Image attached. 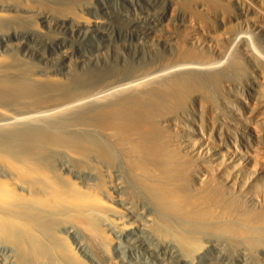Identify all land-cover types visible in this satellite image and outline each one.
<instances>
[{"label": "rangeland", "instance_id": "1", "mask_svg": "<svg viewBox=\"0 0 264 264\" xmlns=\"http://www.w3.org/2000/svg\"><path fill=\"white\" fill-rule=\"evenodd\" d=\"M5 1V2H4ZM13 1V2H12ZM18 1V2H17ZM104 1V2H103ZM135 1V3H134ZM183 1V2H182ZM191 1V2H190ZM197 1V3H196ZM208 1V2H206ZM7 2V3H6ZM11 4H10V3ZM121 2V3H120ZM133 2V4H132ZM142 2V4H141ZM177 2V4L175 3ZM185 2V4H184ZM203 2V3H202ZM0 125L4 124V122H14V121H22L23 118H26L27 120L31 119L33 117H36L37 116H40V115H43L42 112L44 114H50L49 112H52V113H62V119L64 121H62L61 119V123H59L56 127H54L51 131V132H45L44 130H39V131H36V132H32L30 128H27V129H23L22 132L20 133H17L15 130H0V150L3 152V154L5 153L4 152V149L5 151L7 152V154H12V157L16 158L17 160L21 161V159L23 160L24 158L25 159H31L33 161H31L32 163L34 162V164L38 165V166H43L45 168H48L49 166L48 165H51L50 168H48V170L50 172H52V174L54 175V177H56L59 173V178L56 179V180H60L59 183L62 184L63 186L65 185V187L67 188H70V180L74 182H78L79 183V186L81 187L82 190L86 191L87 188L88 190L87 191H90V190H95L98 189V191L100 190V192H103L105 190H103V188H106L107 185V188L109 189L111 186H114V185H120L122 186L120 190V193L119 194V199H121L126 205L130 206L132 210H134L136 213H138L139 211L141 212V214L144 215V212H145V216H147L148 218L152 219L155 223L154 226H152V231L153 232H157L158 230V227L159 228V231L157 233H154V235H151L152 237H150V235L147 237L148 241L149 242H152L158 247H156L153 243H151L152 247L155 246L156 249L159 250H162L161 253H159L157 250H154L157 251L159 254H160V257L165 260V261H168V256L165 255V251L164 249L160 246V241L163 239V237H167L168 238V234L166 233H169V235L171 234V236L173 235L175 238H177V236H181V238H178L180 241L182 239L183 243L186 241L188 243H200V244H204L205 242L207 244H210L209 242H212L213 244V248L211 249V251L207 254L208 256H206V260L202 263V264H244L245 261L244 259L242 261H239L238 260V256L239 254L237 253H240L241 251V248H243V244L242 241L243 238L244 240H248L247 244L249 243L251 246L248 247V245L246 244V246L248 247V249L250 248V252L249 254H251V259L250 260V255H249V258L246 257L245 260H249L247 261L248 263L246 264H251L250 261L254 262L255 264H260L259 262H261V264H264V256L259 254V251L260 249L264 248V228H263V222H262V219L264 220V217H262V215L259 217V216H248V214H244V212H242V208L237 205L235 202L232 203V205H228V204H225V201H224V198L222 196V180H220L219 178L216 179V184L214 188L211 190H209L208 192H203V191H197L194 189L193 185L191 183H189L187 181V179L185 178L184 176V171H189V172H194L196 170V163H198L194 158H189L188 156L185 155V153H182L181 155V152H184L182 149L179 148V146H175L174 143H176L177 141L181 140V139H184V138H192L193 141L196 140L195 136H188L187 133H185V131L187 132L188 130H192L194 129L195 131H199L200 129H202V132H204L203 134H207V137L211 136V140H213L215 138V136H212L211 132L212 129H210L212 127V121L215 119V121L213 123H215L216 125V129H219L220 128V124L218 123V116H220V114H218V112H220V92H221V85H222V81L220 79V77L218 78H215L214 81H209L208 79H206V77H203V76H199V75H189L188 76V79L187 77H184L182 78V80L176 83H174L173 85H165V84H161L160 85V89H156V90H148L145 94L147 95V98L143 99V100H136L138 98H131V99H128V102H126V100H119V105H116L117 107H113L112 108V111H107V110H103L102 109V112H101V108H95V106H93L91 103L89 104L90 101H92V99H95L94 97L96 96V98L98 96H101V95H105V89H108V90H111L110 92L113 91H117L119 89H121L120 86H124L125 84L127 86L128 83L132 82L135 84L138 83L137 80L140 82H142V80H145L147 81L148 79H151V78H154L155 74L156 75H159L158 73H163L165 72L166 70H171L172 68H175V67H178V66H181V64H209L211 61H212V58H211V52L209 51V48H208V45L210 43V38H214L213 40L216 41L215 44L219 47V48H222V41H221V37L222 35H224L225 33V30H224V27L221 25V22H220V19L222 17V12H223V4H222V1L221 0H0ZM5 3L7 5H5ZM106 3V4H105ZM180 3V4H179ZM188 3V4H187ZM206 3V4H205ZM15 4V5H14ZM18 4V6H17ZM22 6H21V5ZM143 6H141V5ZM175 4V5H173ZM182 4V5H181ZM191 4V5H190ZM10 5V6H9ZM14 5V6H13ZM29 8H27L26 7ZM137 5V7H136ZM187 5V6H186ZM215 7H214V6ZM217 5V6H216ZM222 5V6H220ZM13 6V8H12ZM33 8H31V7ZM124 6V7H123ZM173 6H174V10H173ZM185 8H184V7ZM193 6V7H192ZM220 6V7H219ZM5 7V8H3ZM16 7V8H14ZM19 7V9H17ZM25 7V8H24ZM130 7V8H129ZM135 7V8H134ZM150 7V8H148ZM204 7V8H203ZM207 7H208V11H207ZM3 8V9H2ZM23 8V9H22ZM27 8V9H26ZM129 8V9H128ZM137 8V9H136ZM215 8V10H214ZM10 9V10H9ZM144 9V10H143ZM148 9V10H147ZM151 9V10H150ZM194 9V10H193ZM219 9V11H218ZM150 10V11H149ZM168 10V12H167ZM212 10V11H211ZM90 11V12H89ZM166 11V12H165ZM173 11V12H172ZM175 11V12H174ZM211 11V13H210ZM9 12V13H8ZM140 12V13H138ZM150 12V13H149ZM199 12V13H198ZM216 12V13H215ZM221 12V13H220ZM7 13V14H6ZM91 13V14H90ZM95 13V14H93ZM172 13H175V14H172ZM6 14V15H5ZM49 14V15H48ZM83 14V15H82ZM143 14V16H142ZM11 15V16H9ZM85 15V16H84ZM97 15V16H96ZM210 15V16H209ZM216 17H215V16ZM36 16V17H35ZM41 16V17H40ZM87 16V17H86ZM112 16V17H111ZM141 19H140V17ZM209 16V17H208ZM49 17V18H48ZM81 17V18H80ZM99 17V18H98ZM102 17V18H101ZM206 17V18H204ZM208 17V18H207ZM212 17V18H211ZM91 18V19H90ZM93 18V19H92ZM135 18L138 19V21H135ZM149 18V19H148ZM85 19V21L83 20ZM95 20H98V23L101 24V28L99 29V31H89V30H83L82 29V26L84 25V23L86 22L87 23H90V21H92L91 23H97V21L95 22ZM102 19V21H100ZM115 19V20H114ZM207 19V20H206ZM2 20V21H1ZM80 20V21H79ZM50 21V22H48ZM54 21V23H53ZM59 21V22H58ZM89 21V22H88ZM179 21V22H178ZM183 21V22H181ZM207 21V22H206ZM215 21V22H214ZM2 22V23H1ZM38 22V23H37ZM40 22V24H39ZM71 22V23H70ZM174 22H175V25H174ZM50 23V25H49ZM58 23V24H57ZM63 23V24H62ZM66 23V24H65ZM111 23V24H110ZM194 23V24H193ZM202 23V24H201ZM61 24V25H59ZM75 24V25H74ZM153 24V25H151ZM213 24V25H212ZM215 24V25H214ZM143 25V26H142ZM195 25V26H193ZM79 26V27H78ZM129 26V27H128ZM176 26V27H175ZM205 26V27H204ZM216 26V27H215ZM219 26V27H218ZM222 26V27H221ZM41 27V28H40ZM74 27V30L72 29ZM168 27V28H167ZM205 28L204 30L207 31V34L206 32L203 30V28ZM208 29H207V28ZM76 28V29H75ZM104 28V30H103ZM112 28V29H111ZM148 28V29H147ZM156 28V29H155ZM216 28V29H215ZM235 27H233V32L237 31L236 28L234 29ZM164 29V30H163ZM112 30V31H111ZM116 30V31H115ZM128 30V31H127ZM17 33H16V32ZM41 31V32H40ZM44 31V33L42 32ZM74 31V32H73ZM115 31V32H114ZM151 31V32H150ZM163 31V33H162ZM203 33H202V32ZM210 31V32H209ZM214 31V32H213ZM221 33H220V32ZM223 31V32H222ZM35 32V33H34ZM132 32V33H131ZM139 32V33H138ZM146 32V33H145ZM198 32V33H197ZM212 32V34H210ZM32 33V34H31ZM136 33V34H135ZM152 33V34H151ZM216 35H215V34ZM219 35H218V34ZM19 34V35H18ZM62 34V35H61ZM125 34V35H124ZM199 34H201L199 36ZM4 35V36H3ZM9 35V37H8ZM18 35V36H16ZM31 35V36H30ZM196 35V36H195ZM73 36V37H72ZM75 36V37H74ZM96 36V37H95ZM150 36V37H149ZM156 36V37H155ZM166 36V37H165ZM4 37V38H3ZM18 37V38H17ZM32 37V38H31ZM104 37V38H103ZM155 37V38H154ZM217 37V38H216ZM7 39V40H4V39ZM139 38V39H138ZM160 40H159V39ZM18 39V40H17ZM38 39V40H37ZM57 39V40H56ZM143 41H142V40ZM149 39V40H148ZM153 42H152V40ZM219 41H218V40ZM16 42H15V41ZM24 40V41H23ZM51 40V41H49ZM66 40V42L64 41ZM165 40V41H164ZM12 41V42H10ZM148 41V42H147ZM150 41V42H149ZM161 41V42H160ZM9 45H8V43ZM171 42V43H170ZM19 43V44H18ZM31 43V44H30ZM55 43V44H54ZM152 46H151V44ZM155 44V47H154V44ZM181 43V44H180ZM186 43V44H184ZM195 43V44H194ZM173 44V45H172ZM202 44V45H201ZM3 45V46H2ZM54 45V46H53ZM61 45V46H60ZM186 47H184V46ZM10 46V47H9ZM16 46V47H15ZM184 49H183V47ZM150 47V48H149ZM162 47V48H161ZM167 47V48H166ZM195 47V48H194ZM16 48V49H15ZM181 50H180V49ZM192 48V49H191ZM202 48V49H201ZM47 49V51H46ZM111 49V50H110ZM186 49V50H185ZM188 49V50H187ZM198 49V50H197ZM62 50V51H61ZM28 51V52H27ZM110 51V52H109ZM135 51V52H134ZM175 53H174V52ZM181 51V52H180ZM66 52V53H64ZM185 52V53H184ZM203 52V53H202ZM45 55H44V54ZM131 53V54H130ZM181 55H180V54ZM184 53V54H183ZM111 54V55H110ZM125 54V55H124ZM48 55V56H46ZM74 55V56H73ZM180 57H179V56ZM189 55V56H188ZM204 55V56H202ZM53 56V57H52ZM70 56V57H69ZM108 56V58H107ZM192 56V57H191ZM196 56V57H195ZM4 59H3V58ZM72 57V58H71ZM74 57V59H73ZM77 57V58H76ZM100 57V58H99ZM176 57V58H175ZM183 57V58H182ZM207 59H205V58ZM213 57V55H212ZM99 58V59H98ZM195 58V59H194ZM210 58V59H209ZM117 59V60H116ZM127 59V60H126ZM188 59V60H187ZM199 59V60H198ZM5 60V61H4ZM71 60V61H70ZM182 60V62H181ZM202 60V61H201ZM206 60H207V63H206ZM47 61V62H46ZM55 61V62H54ZM184 61V63H183ZM173 62V63H172ZM178 62V63H177ZM181 62V64H180ZM193 62V63H192ZM201 62V63H200ZM204 62V63H203ZM2 63V65H1ZM101 63V64H100ZM171 63V64H170ZM71 64V65H70ZM162 64V65H161ZM177 65V66H176ZM2 66V67H1ZM9 66V67H8ZM14 66V67H13ZM169 66V67H168ZM175 66V67H174ZM157 67V68H156ZM171 67V68H170ZM160 68V69H159ZM164 68V69H163ZM166 68V69H165ZM169 68V69H168ZM20 69V70H19ZM9 70V71H8ZM3 71V72H2ZM19 71V72H18ZM21 71V72H20ZM24 71V72H23ZM160 71V72H159ZM8 72V73H6ZM16 72V73H15ZM28 72V74H27ZM158 72V73H157ZM167 72V71H166ZM4 73H5V77L4 76ZM19 73V74H18ZM22 73V74H21ZM146 73V74H145ZM152 77H151V75ZM154 75V76H153ZM148 76V77H146ZM51 77V78H50ZM143 77V78H142ZM146 77V78H144ZM151 77V78H150ZM192 77V78H191ZM13 78V79H12ZM131 78V79H130ZM148 78V79H147ZM39 79V80H38ZM44 79V80H43ZM62 79V80H61ZM126 79V80H125ZM129 79V80H128ZM135 79V80H134ZM142 79V80H141ZM5 82H4V81ZM51 80V82H50ZM125 80V81H124ZM131 80V81H130ZM133 80V81H132ZM141 80V81H140ZM187 80V82H185ZM192 80V81H191ZM195 80V81H194ZM204 80V82H203ZM206 80V81H205ZM220 80V82H219ZM4 84H2L3 82ZM9 83H8V82ZM23 81V82H21ZM62 81V82H61ZM125 83H124V82ZM127 81V82H126ZM19 82V83H18ZM25 82V83H24ZM28 82V83H27ZM185 82V83H183ZM202 82V84H201ZM6 83L8 84L6 86ZM22 85H21V84ZM30 83V84H29ZM132 83H130L131 85H133ZM194 83V84H193ZM221 83V84H220ZM11 84V85H10ZM115 84V85H114ZM213 84V85H212ZM220 84V86H219ZM16 86V87H11V86ZM20 85V86H19ZM32 85V86H31ZM57 85V86H56ZM113 85V86H112ZM177 85V86H175ZM192 85V86H191ZM218 87H217V86ZM18 86V87H17ZM22 86V87H21ZM27 86H28V89L32 90H28L27 89ZM111 86V88L109 89V87ZM115 86V87H114ZM126 86V87H127ZM163 86V87H161ZM174 86V87H173ZM202 86V87H201ZM10 87V88H9ZM20 87V88H19ZM25 87V88H24ZM33 87V88H32ZM58 87V88H57ZM64 87V88H63ZM116 87L117 90H116ZM120 87V88H119ZM172 87V88H171ZM179 87V88H178ZM184 87V88H183ZM214 89H213V88ZM7 88V89H6ZM16 88V89H15ZM169 88V89H167ZM183 88V90H182ZM195 88V89H194ZM200 91V89H202ZM213 90H212V89ZM16 91H14V90ZM21 89V90H20ZM174 89V90H173ZM181 89V90H180ZM208 91H206V90ZM218 89V90H217ZM7 90H10V91H7ZM13 90V91H12ZM34 90V92H33ZM95 90V91H93ZM105 90V91H104ZM107 90V93H110L109 91ZM185 90V92H184ZM216 92H215V91ZM20 91V92H19ZM23 91V92H22ZM59 91V92H58ZM171 91V92H170ZM175 91V93H174ZM182 91V92H181ZM187 91V92H186ZM194 91V92H192ZM204 93H203V92ZM218 91V92H217ZM12 92V94H11ZM55 92V93H54ZM91 92V93H90ZM100 92V93H99ZM167 94H165V93ZM169 92H170V96H169ZM31 93V94H30ZM37 93V96H35ZM41 93V94H40ZM97 93V94H95ZM102 93V94H101ZM178 93V94H177ZM180 93V94H179ZM208 93V94H206ZM35 94V95H34ZM95 94V95H94ZM162 94H164L162 96ZM182 94V95H181ZM190 94V95H189ZM194 94V95H193ZM198 94V95H197ZM2 95V96H1ZM18 95V96H17ZM24 95V97H23ZM41 95V96H40ZM53 95H54V98H53ZM58 95V98L59 100H56L55 98L57 97ZM185 95V96H184ZM203 95V97L201 96ZM205 95V96H204ZM210 97H209V96ZM214 95V96H213ZM10 96V97H8ZM20 96V97H19ZM79 96V97H78ZM89 96L90 98L92 99H89ZM187 96V97H186ZM199 96V97H198ZM216 96H217V99H216ZM25 97H26V100H25ZM32 97V98H31ZM35 97V98H34ZM49 97V98H48ZM78 97V98H76ZM153 97V98H152ZM155 97V98H154ZM201 97V98H200ZM208 97V98H207ZM219 97V98H218ZM12 98V100H10ZM23 98V99H22ZM41 101H40V99ZM49 100H48V99ZM65 98V99H64ZM85 98V99H84ZM159 98V99H158ZM169 98V99H167ZM175 98V99H174ZM179 98V99H178ZM197 98V101L196 99ZM7 99L9 101H7ZM16 99V100H15ZM85 101H83V100ZM86 99H89V100H86ZM149 99V100H148ZM154 99V100H153ZM163 99V100H162ZM174 99V100H173ZM177 99V100H176ZM188 99V100H187ZM210 102H208L209 100ZM212 99V100H211ZM215 99V100H214ZM4 100V101H3ZM6 100V101H5ZM166 100V101H165ZM183 100V101H182ZM193 100V101H191ZM203 100V102L201 101ZM12 101V104L10 103ZM37 101V102H36ZM63 101V102H62ZM75 101V102H74ZM83 101V102H82ZM125 101V102H124ZM132 101V102H131ZM137 101V102H136ZM145 101V102H144ZM180 101V102H179ZM182 101V102H181ZM186 101V102H185ZM212 101V102H211ZM219 101V102H218ZM47 102V103H46ZM61 102V103H60ZM67 102V103H66ZM70 102L71 103H74L72 104V106L70 104H68ZM76 102H78L76 104ZM122 102V103H121ZM124 102V103H123ZM131 102V103H130ZM148 102V103H147ZM156 102V103H155ZM172 102V103H171ZM207 102V103H205ZM35 103V104H34ZM81 104V103H87L89 105L88 106H85L83 109H79V110H75L73 111L75 108L76 105L78 104ZM140 103V104H139ZM142 103V104H141ZM165 103V104H164ZM174 103V104H173ZM182 103V104H180ZM188 103V104H187ZM195 103V104H194ZM200 103H201V106H200ZM203 103V105H202ZM8 104V106H7ZM16 104V105H15ZM28 104V105H27ZM46 104V105H45ZM50 106H49V105ZM57 104V105H56ZM58 104H60L58 106ZM70 105V107L67 105ZM76 104V105H75ZM129 104V105H128ZM132 104V105H131ZM153 104V105H152ZM158 104V105H157ZM169 104V105H168ZM176 104V105H175ZM184 104V105H183ZM186 104V105H185ZM194 106H192V105ZM206 104H208V106H205ZM210 104V105H209ZM215 104V106H214ZM5 105V106H4ZM14 107H19V108H13L12 106ZM62 105V106H61ZM75 105V106H74ZM92 105V106H91ZM139 105V106H138ZM178 105V106H177ZM183 105V107H182ZM4 106V107H3ZM22 106V107H21ZM64 106H66L64 108ZM146 106V107H145ZM169 106V107H168ZM211 106V107H210ZM213 106V107H212ZM59 107V108H58ZM62 107V109H61ZM72 107V108H71ZM126 107V108H125ZM145 107V108H144ZM150 107V108H149ZM162 107V108H161ZM166 107V108H165ZM171 107V108H170ZM177 107V108H175ZM202 107V108H201ZM216 107V108H215ZM32 108V109H31ZM35 108V109H34ZM71 108V109H70ZM116 110H115V109ZM152 108V109H151ZM157 108V109H156ZM184 108V109H183ZM191 108V109H189ZM204 108V109H203ZM31 109V110H30ZM40 109V110H39ZM49 109V110H48ZM52 109V111H51ZM59 111H57V110ZM66 109V110H65ZM70 109V111L68 112V110ZM89 109V110H88ZM93 109V111H92ZM119 109V110H118ZM145 109V110H144ZM156 109V110H155ZM162 111H161V110ZM170 109V110H169ZM187 109V110H186ZM203 109V110H202ZM219 109V111L217 110ZM19 110V111H18ZM34 110V111H33ZM41 113H39L38 111ZM68 112V114L65 112ZM121 110V111H120ZM176 110V111H175ZM202 110V111H201ZM205 110V111H204ZM209 110V111H208ZM214 110V112H213ZM8 111V112H7ZM22 111V112H21ZM37 111V112H36ZM45 111V112H44ZM63 111V112H62ZM72 111V112H71ZM82 111V112H81ZM98 111V112H97ZM118 111H120L119 113L121 115L118 114ZM125 111V112H124ZM174 111V112H173ZM181 111V112H180ZM197 111V112H196ZM204 111V112H203ZM211 111V112H210ZM218 111V112H217ZM5 112V113H4ZM26 112V114H25ZM105 112V113H104ZM113 112V113H112ZM117 112V113H116ZM122 112V113H121ZM190 112V113H189ZM199 112V113H198ZM205 112L208 114H205ZM213 112V113H212ZM36 115H35V114ZM51 113V114H52ZM72 113V114H71ZM97 113V114H96ZM102 113V114H101ZM148 113V114H146ZM165 113V114H163ZM198 113V114H197ZM203 113V115H202ZM215 113V114H214ZM25 114V115H24ZM29 114V115H28ZM39 114V115H38ZM67 114V115H66ZM70 114V116H69ZM92 114V115H91ZM108 114V115H107ZM152 114V115H151ZM169 114V116H167ZM178 114V115H177ZM184 114V115H183ZM190 114V115H189ZM202 118H200V116ZM214 114V115H213ZM19 115V117H18ZM22 115H23V118H22ZM64 115V117H63ZM76 115V116H75ZM80 115V116H79ZM95 115V116H94ZM101 115V117L99 116ZM107 115V116H106ZM111 115V116H110ZM117 117H115V116ZM151 115V116H150ZM156 115V116H155ZM158 115V116H157ZM173 115V116H172ZM181 115V116H180ZM188 117H187V116ZM14 116V117H12ZM17 116V118H16ZM29 116V117H28ZM67 116V117H65ZM84 116V118H83ZM120 116V117H119ZM122 116V117H121ZM138 116V118H137ZM140 116V117H139ZM148 116V117H147ZM193 116H195L196 118H194ZM205 116H206V120H205ZM215 116V117H214ZM28 117V118H27ZM74 117V119H73ZM89 117V119H88ZM95 117V118H94ZM119 117V118H118ZM135 117V118H134ZM153 117V118H151ZM158 117V118H157ZM182 117V118H181ZM16 118V120H15ZM22 118V120H20ZM72 118V119H71ZM92 118V119H91ZM99 118V119H97ZM103 118V119H102ZM105 118V119H104ZM107 118V119H106ZM160 118V119H159ZM178 118V119H177ZM191 118V119H190ZM204 118V119H203ZM212 120H211V119ZM11 119V120H10ZM14 119V121H13ZM26 119H24L23 121H26ZM71 119V120H69ZM110 119V120H108ZM116 119V120H114ZM123 119V120H122ZM134 119V120H133ZM137 119V120H136ZM142 119H144V121H142ZM157 119V120H156ZM162 119V120H161ZM174 119V120H173ZM180 119V120H179ZM198 121H197V120ZM201 119H202V123H201ZM3 120V121H2ZM67 120V121H66ZM68 120L70 122H68ZM74 120V121H73ZM86 120V121H85ZM95 120V121H94ZM104 120V121H103ZM108 120V121H107ZM136 120V122H135ZM149 120V121H148ZM159 120V121H158ZM168 120V121H166ZM177 120H178V123H177ZM98 121V122H97ZM110 121V122H109ZM115 121V122H114ZM121 121V122H120ZM129 123H128V122ZM157 121V122H156ZM161 121V122H160ZM175 121V123H174ZM186 121V122H184ZM204 121V122H203ZM6 122V123H7ZM64 122V125H62ZM78 122V123H77ZM87 122V125L85 123ZM94 122V123H92ZM124 122V123H123ZM168 122V123H167ZM196 123L197 124V127H194L193 123ZM198 122L200 124H198ZM217 122V123H216ZM68 125H67V124ZM84 123V124H82ZM98 123V125H97ZM107 123V124H106ZM109 123V124H108ZM121 123V124H120ZM126 123V124H125ZM143 123V124H141ZM155 123V124H154ZM163 123V124H162ZM168 125H167V124ZM184 125H183V124ZM189 125H188V124ZM209 123V124H208ZM73 124V125H72ZM77 124V125H76ZM81 124V126H80ZM117 124V125H116ZM125 124V125H124ZM133 124V125H131ZM140 127H139V125ZM148 124V126H147ZM159 124V125H157ZM165 124V126H164ZM205 124V125H204ZM218 124V125H217ZM67 125V126H66ZM91 125V126H90ZM110 125V126H109ZM113 125V126H112ZM116 125V127H115ZM123 127H122V126ZM146 125V126H145ZM161 125V126H160ZM171 125V126H170ZM207 125V126H206ZM60 128H59V127ZM65 126V127H64ZM76 126V127H74ZM88 126V127H87ZM94 126V127H93ZM97 126V127H96ZM100 126V127H99ZM102 126L104 128H102ZM107 126V127H106ZM109 126V127H108ZM152 126V127H151ZM191 126V127H190ZM200 126H202V128H200ZM218 126V128H217ZM58 127V128H57ZM70 127V128H68ZM72 127V128H71ZM93 129H92V128ZM115 127V128H114ZM128 127V128H126ZM142 127V128H141ZM149 127V128H148ZM158 127V128H157ZM164 127V128H163ZM171 127V128H170ZM178 130H176V128H178ZM189 127V128H188ZM194 127V128H193ZM204 127L207 129H204ZM210 127V128H209ZM85 129V130H82V129ZM102 130H101V129ZM111 128V129H110ZM119 128V129H118ZM126 128V129H125ZM134 128H137V129H134ZM141 128V129H140ZM146 128V129H145ZM163 130H161V129ZM192 128V129H191ZM64 129V130H63ZM70 129V130H69ZM79 129V130H78ZM98 129V130H97ZM100 129V130H99ZM105 129V130H104ZM107 129H110V130H107ZM117 131H115V130ZM125 129V130H124ZM128 129V130H127ZM145 132H144V130ZM154 129V130H153ZM159 129V130H158ZM168 129V130H167ZM197 129V130H196ZM58 130V131H57ZM67 130V131H66ZM81 130V132H80ZM120 130V131H119ZM122 130V131H121ZM130 130H133V131H130ZM138 132H137V131ZM206 130V132H205ZM27 131V132H26ZM56 131V132H55ZM65 131V132H64ZM71 131H74V132H71ZM85 131V132H84ZM88 131V133H87ZM96 131V132H95ZM103 131V132H102ZM108 131V132H107ZM166 131V133H165ZM170 131V132H169ZM16 132V133H15ZM30 132V133H29ZM32 132V133H31ZM41 132V133H39ZM44 132V133H43ZM55 135H53V133ZM80 132V133H79ZM84 132V134H82ZM111 132V133H110ZM118 132V133H117ZM122 132V134H121ZM129 132V133H128ZM140 132V133H139ZM161 132V133H160ZM5 133V134H4ZM13 133V134H12ZM38 133V134H36ZM58 133V134H57ZM67 133L69 135H67ZM72 133V134H71ZM79 133V134H78ZM94 133V134H93ZM98 135H97V134ZM100 133V134H99ZM104 133V134H103ZM135 135H133V134ZM143 133V134H142ZM148 133V134H147ZM4 134V135H3ZM9 134V135H8ZM25 134V135H24ZM30 134V135H29ZM34 134V135H33ZM46 134V135H45ZM50 134V135H49ZM62 134H65V135H61ZM91 134V135H90ZM121 134V135H120ZM142 134V135H141ZM146 134V135H145ZM151 134V135H150ZM176 134V135H175ZM75 135V136H74ZM81 137H80V136ZM89 135V136H88ZM112 135V136H111ZM124 135V136H123ZM127 135V136H126ZM159 135V136H158ZM171 135V136H170ZM179 135H180V138H179ZM183 135V136H182ZM10 136V138H9ZM27 136V137H26ZM32 136V137H31ZM42 136V137H41ZM54 136V137H53ZM59 136V137H58ZM64 136V138H63ZM99 139H98V137ZM115 136V137H113ZM132 136V138H131ZM135 136V137H134ZM142 136V137H141ZM168 136V137H167ZM12 137V138H11ZM15 137V138H14ZM21 137V139H20ZM49 137V138H47ZM72 137V138H71ZM88 137V138H87ZM103 137V139H102ZM126 137V138H125ZM165 137V138H164ZM167 137V138H166ZM176 137V138H175ZM23 138V139H22ZM47 138V139H46ZM71 138V140H70ZM74 138V139H73ZM82 138V139H81ZM86 138V139H85ZM93 138V139H92ZM116 138V139H115ZM140 138V139H139ZM143 138V139H142ZM151 140H150V139ZM161 138V139H159ZM164 138V139H163ZM170 138V139H169ZM194 138V139H193ZM210 138V137H209ZM2 139H4V141H2ZM20 139V140H19ZM43 139V140H42ZM45 139V140H44ZM54 139V140H53ZM60 139V140H59ZM62 139V140H61ZM80 139V140H79ZM90 139V141L88 140ZM96 139V140H95ZM103 141H102V140ZM141 139L143 140V142H141ZM156 141H155V140ZM177 139V140H176ZM9 140V141H8ZM12 140L14 141V144L12 142ZM22 140V142H21ZM34 140H37L38 142H34ZM40 140V141H39ZM64 140V141H63ZM69 140V141H68ZM76 140V141H74ZM93 140V141H92ZM96 142H95V141ZM97 140L99 142H102V143H99L97 142ZM120 140V141H119ZM124 140V143H121L123 142ZM127 142H126V141ZM130 140V141H128ZM132 140V141H131ZM158 140V141H157ZM163 140H164V143H163ZM7 141V143H6ZM19 141V143H18ZM28 141V142H27ZM49 141V142H48ZM51 141V142H50ZM52 141H54L52 143ZM68 141V142H67ZM72 141V142H70ZM86 141L88 143H86ZM93 145H92V143ZM104 141L106 143H104ZM116 141V143H115ZM119 141V142H117ZM138 143H137V142ZM152 141V142H151ZM155 141V142H153ZM169 141V142H168ZM173 143H171V142ZM215 141V140H214ZM2 142V143H1ZM42 144H41V143ZM59 142V143H58ZM64 142V143H63ZM66 142V143H65ZM82 144H81V143ZM111 142V143H110ZM135 142V143H134ZM217 142V141H216ZM22 143V144H21ZM30 143V144H29ZM50 143V144H49ZM53 145H52V144ZM55 143V144H54ZM62 143V144H61ZM76 143V144H75ZM79 143V144H78ZM85 143V144H84ZM90 143V144H89ZM98 143V144H97ZM113 143V144H112ZM127 143V144H126ZM134 143V145L132 144ZM154 143V144H153ZM163 143V145H162ZM17 144V147L16 145ZM33 144V145H32ZM39 144H40V147H39ZM49 144V145H48ZM57 144H61V146L64 148L63 150H65L63 152L62 151H58V150H61L59 148H61V146H57ZM66 144V145H65ZM101 144V145H100ZM103 144V145H102ZM111 145L110 147H107L106 145ZM118 145V147L120 148H116ZM119 144H121V147L119 146ZM127 146H125V145ZM130 144V145H129ZM138 144V145H137ZM144 144V145H143ZM161 144V146H160ZM172 144V145H171ZM6 145V146H5ZM11 145V146H10ZM30 145V146H29ZM46 145H48L46 147ZM64 145V146H63ZM70 145V146H69ZM86 145V146H85ZM91 145V146H90ZM100 145V146H99ZM132 145V146H131ZM141 147H140V146ZM152 145V146H151ZM170 145V146H169ZM5 146V147H4ZM21 146V148H19ZM26 146V147H25ZM42 146V147H41ZM52 146H55L53 147L52 149ZM57 146V147H56ZM74 146V147H73ZM76 146V147H75ZM97 146V147H96ZM102 146V147H101ZM114 146V148H113ZM131 146V147H129ZM154 146V147H153ZM159 146V147H158ZM167 146V147H166ZM173 146V147H172ZM9 147V149H8ZM13 147V149H12ZM66 147V149H65ZM72 148V149H69V148ZM96 147V148H95ZM107 147V148H106ZM133 147H134V150H133ZM136 147V148H135ZM139 147V150H136L138 149ZM150 147V148H149ZM152 147V148H151ZM157 149H156V148ZM164 147V148H163ZM166 147V148H165ZM175 147V148H174ZM7 148V149H6ZM21 149L19 151V149ZM47 148V149H46ZM54 148H56L54 150ZM75 148V149H74ZM86 150H85V149ZM99 148V150L97 151L96 149ZM103 148V149H102ZM124 148V149H123ZM130 148V150H129ZM163 150H162V149ZM171 148V149H170ZM173 148V149H172ZM15 149V151H14ZM25 149V150H24ZM30 149V150H29ZM38 149V150H36ZM58 149V150H57ZM103 151H102V150ZM106 149V150H105ZM115 149V150H114ZM127 149V150H126ZM141 149V150H140ZM145 149V150H144ZM151 149V150H150ZM153 149V150H152ZM160 149V151H159ZM169 149V150H168ZM177 149V150H176ZM180 151H179V150ZM49 150V151H48ZM74 150V152H73ZM77 150L78 152L80 150H84L83 152L80 151L79 153H77ZM101 150V151H100ZM112 150V151H111ZM149 150V151H148ZM162 150V152H161ZM171 150V151H170ZM182 150V151H181ZM0 151V153L2 154V152ZM28 153H26V152ZM44 151V152H43ZM52 153H51V152ZM54 151V152H53ZM68 151H72V152H68ZM90 151H93V152H96L98 153V155L93 152H90ZM111 151V152H110ZM116 151V152H115ZM123 151V152H122ZM133 153V154H130L129 152ZM135 153H134V152ZM147 151V152H146ZM165 151V152H164ZM32 153V156H30L31 154L29 153ZM43 152V153H42ZM48 152V153H47ZM63 154V155H61ZM63 152V153H62ZM67 152V153H66ZM106 152V153H105ZM115 152V153H114ZM154 155H153V153ZM170 152V153H169ZM180 154H179V153ZM38 153V154H37ZM46 153V154H45ZM54 153H55V156H54ZM68 153H75V154H68ZM82 153V154H81ZM89 153V154H87ZM101 153V154H100ZM118 153V154H117ZM124 153H127V154H124ZM138 155H137V154ZM10 154V155H11ZM34 154V155H33ZM66 154V155H65ZM67 154L68 156L71 158V160L69 159V157L67 158ZM78 154L80 155V158H84L82 161V159H79V156ZM85 154V155H84ZM103 154V155H102ZM136 154V155H135ZM157 154V155H156ZM20 155V157H19ZM27 155V156H26ZM36 155V156H35ZM40 155V156H38ZM47 155V156H46ZM51 155V159H50V156ZM57 155V156H56ZM65 159H63V157H65ZM75 159H74V157ZM92 155V156H91ZM94 155V156H93ZM109 155V156H108ZM118 155V157H117ZM120 155V156H119ZM123 155H126L125 157ZM132 155L135 157L133 158ZM146 157H145V156ZM166 155V157H164ZM168 155V157H167ZM185 155V156H184ZM53 156V157H52ZM61 158H60V157ZM106 156V157H105ZM112 156H113V159H112ZM137 156V157H136ZM151 156V158H150ZM19 157V158H18ZM24 157V158H23ZM29 157V158H28ZM33 159H32V158ZM38 157V158H37ZM46 157V158H45ZM54 157L58 158V159H55ZM87 157V158H86ZM94 157V158H93ZM96 157V158H95ZM102 157V161H101V158ZM108 157V158H107ZM170 157V158H169ZM175 157V158H174ZM47 158H49L47 162ZM73 158V159H72ZM86 158V159H85ZM93 158V159H92ZM108 159V162H107V159ZM131 158V159H130ZM138 158V159H137ZM156 158V160L154 159ZM161 158V159H160ZM165 158V159H164ZM168 158V159H167ZM182 158V159H180ZM29 159V160H30ZM37 159V160H35ZM42 159V161H41ZM46 161H45V160ZM63 159V160H62ZM69 159V160H68ZM130 159V160H129ZM149 159V160H148ZM174 159V160H173ZM177 159V160H176ZM54 160V161H53ZM56 160V161H55ZM60 160L64 163V161L66 160L67 164L64 163L65 166H63V164L60 162ZM74 160V161H73ZM79 162H78V161ZM81 160V161H80ZM87 160V161H85ZM90 160V162H88ZM91 160H93L94 162H92ZM113 160V161H112ZM135 160H138L140 162L137 161L138 164H136ZM144 160V161H143ZM152 160V161H150ZM158 160H164L163 163H161V161L159 162ZM176 160V162H175ZM36 161V162H35ZM39 161V163H38ZM53 161V162H52ZM69 161V162H68ZM76 161V162H75ZM96 161V162H95ZM156 161V162H155ZM168 161V162H167ZM174 161V162H173ZM184 163H183V162ZM2 162V161H1ZM0 162V163H1ZM59 164H58V163ZM74 165H73V163ZM79 163L81 164L80 165V168L79 169V164L77 166L76 163ZM81 162V163H80ZM93 164H92V163ZM100 162V163H99ZM102 162V163H101ZM106 162V163H105ZM113 162V164H112ZM115 162V164H114ZM130 162V163H129ZM148 162L150 164H148ZM166 164H165V163ZM196 162V163H194ZM38 163V164H37ZM42 163V164H41ZM49 163V164H48ZM52 163V164H51ZM58 165H56V164ZM70 163V165H69ZM83 163L85 164V166L87 168V170L85 169L84 170V173L86 176H84V173L82 172L84 168H82L83 166ZM87 163V164H86ZM108 163V165H107ZM123 163V164H122ZM129 163V164H128ZM161 163V164H159ZM168 163V164H167ZM171 163V165L169 164ZM174 163V164H173ZM178 163L180 164L178 166ZM192 163V164H191ZM207 163V162H206ZM205 163V165L207 166V169H208V172L210 173L211 169V175L216 176L215 173L213 172V166H212V162H208L207 164ZM3 164V163H1ZM0 164V170L3 168H6L5 164H3V166H1ZM41 164V165H40ZM45 164V165H44ZM48 164V165H47ZM72 164V165H71ZM76 164V166H75ZM90 166H89V165ZM105 164V165H104ZM131 164V165H130ZM144 164V165H142ZM146 164V165H145ZM163 164V165H162ZM165 164V165H164ZM185 164V166H184ZM189 164V165H188ZM47 165V166H46ZM57 167H56V166ZM69 165V166H68ZM92 165V166H91ZM111 165V167H110ZM117 165V167H116ZM136 165V166H135ZM138 165H139V168H138ZM152 167H150V166ZM168 165V166H167ZM170 165V166H169ZM188 165V166H187ZM192 165V166H191ZM55 166V167H54ZM71 166V167H70ZM73 166L75 169H73ZM83 166V167H85ZM107 166V167H106ZM114 166V167H113ZM129 166V167H128ZM141 166V167H140ZM149 166V167H148ZM161 166V168H160ZM162 166H165V167H162ZM195 166V168H194ZM219 164H217V168H218ZM52 167H54L53 171H52ZM78 167V169H77ZM85 167V168H86ZM94 167V168H93ZM103 167V168H102ZM119 167V168H118ZM136 167V168H135ZM158 167V168H157ZM170 167V168H168ZM64 168V169H63ZM72 170V174L70 172L71 169ZM93 171H98L97 172H93L91 171L92 169ZM112 172H110V170ZM134 168V169H133ZM143 168V169H142ZM145 168V169H144ZM150 168V169H149ZM153 168L155 170H153ZM166 171H165V169ZM187 168V169H186ZM211 168V169H210ZM57 169V170H56ZM116 169V170H114ZM118 169V170H117ZM121 169V170H120ZM132 169V170H130ZM136 169V170H135ZM142 169V170H141ZM149 169V170H148ZM181 169V170H180ZM55 170V171H54ZM60 170V172H59ZM77 170V171H76ZM80 170V171H79ZM103 170V171H102ZM125 170H126V173H125ZM129 170V171H128ZM134 170V171H133ZM140 170V171H139ZM144 170V171H143ZM161 170V171H160ZM174 170V171H173ZM184 170V171H183ZM191 170V171H190ZM120 171L125 174H121ZM131 171V173H130ZM138 171V172H137ZM146 171V175L144 174ZM159 172V173H156ZM163 171V172H162ZM172 171V172H171ZM177 171H178V175H177ZM56 172V173H55ZM69 174H67V173ZM77 174L78 172V175L83 173L82 176L79 175L77 176L75 173ZM81 172V173H80ZM93 172V174H92ZM104 172V173H103ZM114 172V173H113ZM117 172V173H116ZM128 172V173H127ZM143 172V173H142ZM154 172V173H153ZM165 172V174H163ZM170 172V173H169ZM174 172V174H173ZM184 172V173H183ZM218 172V171H217ZM62 173V174H61ZM88 176H87V174ZM103 173V174H102ZM110 173H111V176L115 179V180H111V176H110ZM136 175H134V174ZM151 173L153 175H151ZM167 173V174H166ZM57 174V175H55ZM75 174V175H74ZM108 174V175H107ZM114 174V175H112ZM15 175V174H14ZM60 175H62V178L60 177ZM91 175L93 176L91 178ZM95 175V177H94ZM98 175H99V178H98ZM101 175V176H100ZM104 175V176H103ZM118 175V176H117ZM122 175H123V178H122ZM126 175V176H125ZM129 175V176H127ZM132 175V176H131ZM143 176V177H140V176ZM149 175V177H148ZM151 175V176H150ZM157 175V176H155ZM161 175V176H160ZM166 175V176H165ZM174 175V176H173ZM13 176V175H12ZM16 176V175H15ZM66 176V177H65ZM90 176V178L88 179V177ZM120 176V177H119ZM134 176V177H133ZM140 178H139V177ZM159 176L161 178H159ZM163 176V178H162ZM165 176V177H164ZM14 177V176H13ZM17 177V176H16ZM87 177V178H86ZM106 179H105V178ZM121 179H124L125 180H128V181H119L118 179L119 178ZM147 177V178H146ZM157 177V179L155 178ZM167 177V178H166ZM174 179H173V178ZM181 177V178H179ZM64 178V179H63ZM66 178V179H65ZM69 178V179H68ZM83 178V179H81ZM103 178V179H102ZM109 178V179H108ZM138 178V179H137ZM142 178V179H141ZM171 178V180H170ZM68 179V180H67ZM88 179V180H87ZM103 182H102V180ZM145 179V182L144 180ZM146 179H151L149 181H147ZM154 179V180H152ZM159 179V180H158ZM178 179V180H177ZM182 179V180H181ZM77 180V181H76ZM83 180V181H82ZM90 180V181H89ZM100 180V181H99ZM104 180H106L107 182H105ZM138 182H137V181ZM141 182H140V181ZM143 180V181H142ZM166 180V182L164 181ZM39 181V182H38ZM65 181V182H64ZM89 181V182H87ZM94 181V182H93ZM118 181V182H117ZM153 181V182H152ZM156 181V182H155ZM176 181V183H175ZM180 181V182H179ZM36 183V180H32V182L30 183L32 185V194H41V191L39 189V187H37V185L40 183V180L37 179V183ZM67 182V183H66ZM84 184H83V183ZM92 183V184H89L87 185L88 183ZM100 182V183H99ZM104 184L105 187H103L102 183ZM121 182V183H120ZM123 182V183H122ZM143 182V183H142ZM186 182V183H185ZM99 185H96L98 184ZM110 183V184H109ZM114 185H113V184ZM120 183V184H119ZM129 184V186H127L126 184ZM152 183H155V184H152ZM168 183V184H166ZM170 183V185H169ZM182 183V184H181ZM112 184V185H111ZM127 186L125 188V185ZM139 184V185H137ZM152 184V185H151ZM160 187H159V185ZM177 186H176V185ZM184 184V185H183ZM189 184V185H188ZM36 185V186H35ZM83 185V186H82ZM141 185V186H140ZM166 185V186H165ZM182 185V187H181ZM186 185V186H185ZM91 186V187H90ZM94 186V187H93ZM100 186H102L101 188H99ZM143 186V187H142ZM149 186V187H147ZM155 186V187H154ZM168 186V187H167ZM173 186V187H172ZM184 186V187H183ZM192 186V187H191ZM220 186V187H218ZM83 187V188H82ZM96 187V188H95ZM142 187V188H141ZM156 187H159L156 189ZM163 187V188H162ZM172 188L173 190L171 189H168V188ZM176 187V188H175ZM189 187V188H188ZM38 188V189H37ZM85 188V189H84ZM128 188V189H127ZM149 188V189H148ZM153 190H152V189ZM193 188V189H192ZM33 189L35 191H33ZM38 192H37V190ZM126 190H130L131 192L129 191H125ZM141 189V190H140ZM144 189V190H143ZM146 189V190H145ZM151 189V190H150ZM155 189L157 192L159 193H155ZM162 189V190H161ZM165 189V191H164ZM177 189V190H176ZM216 189H219V190H216ZM221 189V190H220ZM103 190V191H102ZM124 190V191H123ZM159 190V191H158ZM167 190V192H166ZM176 190V191H175ZM179 190V191H178ZM142 191V192H141ZM145 191V192H144ZM149 191V192H148ZM162 191V192H161ZM186 191V192H185ZM211 191V192H210ZM220 194H218L219 192ZM33 192H36V193H33ZM129 192V193H128ZM152 192V193H151ZM165 192V193H163ZM175 192V193H174ZM178 192L180 194H178ZM218 192V193H217ZM132 193V194H131ZM141 193V194H140ZM147 193V194H146ZM151 193V194H149ZM161 193V194H160ZM167 193V194H166ZM171 193V195H170ZM177 193V194H176ZM186 193V194H184ZM216 193V194H215ZM135 194V195H134ZM137 194V195H136ZM139 194V195H138ZM169 194V195H168ZM200 194V195H199ZM218 194V195H217ZM122 197H121V196ZM124 195V196H123ZM133 195V197H132ZM150 195V196H148ZM160 195V196H159ZM174 195V196H172ZM192 195V196H190ZM138 196V197H136ZM146 196V197H145ZM163 196H165L166 198H162ZM170 197L171 199L169 200L168 197ZM176 196V197H175ZM185 196V197H184ZM126 197V198H125ZM141 197V198H140ZM155 197V198H154ZM178 197V199H176ZM149 198V199H148ZM184 198V199H183ZM189 198V200H187ZM199 198V199H197ZM134 199V200H133ZM140 199V200H139ZM144 199V200H143ZM150 202H147L148 200ZM157 201H156V200ZM160 199V200H158ZM162 200V202H160ZM166 199V200H164ZM223 199V200H221ZM137 200V201H136ZM147 200V201H146ZM187 200V203H185ZM202 201L200 202V201ZM141 203H140V202ZM169 201V202H168ZM174 201V202H173ZM185 201V202H184ZM189 201V202H188ZM193 201V202H192ZM167 202V203H165ZM171 202V204H170ZM178 204H176V203ZM145 203V204H144ZM157 203V204H155ZM159 203V205H158ZM164 203V204H163ZM185 203V205H184ZM194 203V204H192ZM201 204V206L198 204ZM212 203V205H211ZM144 204V205H143ZM149 204V205H148ZM154 204H155V207L157 208H153L154 207ZM161 204V205H160ZM166 204V205H165ZM188 204V205H187ZM221 204V206H220ZM163 205V206H162ZM173 205V206H172ZM181 205V206H180ZM191 205H192V208H191ZM194 205V206H193ZM228 205V206H227ZM165 206V207H164ZM169 206V209H172L169 210L168 207ZM177 206V207H176ZM188 206V207H187ZM197 207L194 208V207ZM214 208H213V207ZM218 206V207H217ZM222 207V208H219ZM235 206V208H234ZM167 207V208H166ZM179 207H181L179 209ZM183 207L184 210L183 211ZM201 209H200V208ZM204 207V212H203V208ZM214 209H212V208ZM224 207V208H223ZM176 208V210H175ZM189 208V209H188ZM207 208V210L205 209ZM218 208V209H216ZM233 211H231V209ZM240 208V209H238ZM152 209V210H150ZM158 209V210H157ZM178 209V210H177ZM137 210V211H136ZM139 210V211H138ZM147 210V211H146ZM157 210V211H156ZM175 210V211H174ZM189 210V211H188ZM195 210V211H193ZM200 211L203 215V213L205 214V220L202 219L204 218L203 216L201 217V214L200 212L196 213L197 211ZM219 210V211H218ZM221 210V212H220ZM229 210V211H228ZM236 210V211H235ZM171 213H174L175 215L171 214ZM180 211V212H179ZM182 211V212H181ZM206 211V212H205ZM216 211V212H215ZM223 211V213H222ZM158 212V213H156ZM161 212V214H160ZM166 212V213H165ZM177 212V213H176ZM187 212V213H186ZM208 212V214H207ZM211 212V213H209ZM214 212V213H213ZM228 212H232L231 214L235 213L234 216L231 217V214L228 213ZM238 212V213H237ZM65 212H63L62 214H56L52 217V215H50V220H49V216H47V219L44 218V220L46 221V224H45V221L43 220H32L34 222L32 223H35L33 224V228L32 229H35V233H39L40 236L42 235V238L45 239V242H47V244L49 245V248L52 249V250H49L50 253L48 256H46L48 253L45 252L46 250L45 249H49L47 248V244H43L42 247L44 248V246H46L44 249H40L38 252L37 251H34L39 253L40 255H43L45 252V256L48 258L46 259L45 256L41 257L45 263H43L39 258H40V255H38L37 257V253L35 255L31 254L30 255V252H23V249L20 250V248L23 246V244L21 242H24L25 240V237H22V234H21V239L23 238V240H20L22 246L20 248H17L19 247L21 244H19L18 246V242L17 243H14L13 241V246L11 245V243H7L6 244H10L9 246H11L10 248L14 249V251L12 250L11 252H9L7 255H9L11 257V255L15 258V255H16V249L19 250L23 255L29 253V256H27L29 259H33L35 263L37 264H48L49 261H53L56 262V264H60L61 262H59L61 259H62V262L64 263H61V264H74L75 261L70 258L69 256H67L63 251V248L64 245L60 243L61 239H59V237H57L55 239V237L57 235H54L56 233H58L59 229H63V227H66L67 225L68 226H74L77 227V229L84 225V227L86 226V230H84L85 228L83 227V229L80 228L78 230H80L79 232L83 231V233L81 232L83 238L86 240V242H88L89 240L91 241V243L89 244H85L86 242L84 241V244L86 245V247H88L89 245L91 247H89L88 249L91 251L92 254H94L95 257H97L96 259L100 261V264H110L109 260H106V254L107 251H106V245H105V240H104V237L102 236V233L100 232V230L102 229V226L100 225V223L96 220H93L91 219V222L94 224L96 223V228L97 230L100 232V235H99V232H97V234L94 233L92 231L89 230V228L87 229L88 227V222H83V224L81 223L80 224V218L78 219L77 216L73 213V212H66L65 214L68 215L66 216L64 214ZM164 213V214H162ZM181 213V215H180ZM196 215H195V214ZM217 213V215H216ZM220 213V214H219ZM227 213V215H226ZM64 214V215H63ZM70 214V215H69ZM74 214V215H73ZM153 214V215H152ZM155 214V215H154ZM160 216H157L159 215ZM170 214V215H168ZM179 214V215H178ZM198 214V215H197ZM200 214V215H199ZM215 214V215H214ZM222 214V215H221ZM243 214V215H242ZM58 215V216H57ZM60 215V216H59ZM72 215V216H71ZM162 215V216H161ZM171 220H168L166 217ZM186 219L185 218V216ZM208 217H207V216ZM214 215V216H212ZM225 215V216H224ZM242 215V216H241ZM246 215V217H245ZM62 216V218H61ZM64 216V217H63ZM70 216H71V219H70ZM74 216H76V221H75V218ZM150 216H154V217H150ZM156 216V217H155ZM173 216V217H172ZM175 216V217H174ZM190 216V217H188ZM195 219H194V217ZM200 216V218H199ZM211 216V217H210ZM218 216V217H216ZM228 216V217H227ZM249 218H248V217ZM55 217V219H54ZM60 217V218H58ZM73 217V218H72ZM162 217V218H161ZM166 218V222L164 221L165 218ZM172 217V218H171ZM178 217V218H177ZM198 217V219H197ZM222 217V218H221ZM227 217V218H226ZM231 217V218H230ZM235 217V218H234ZM239 217V218H238ZM255 217V218H254ZM260 219H259V218ZM61 220V221H57L56 220ZM65 218V219H64ZM157 218V219H155ZM161 218V219H160ZM185 218V219H184ZM192 218V219H191ZM210 218V219H209ZM218 220V222L216 223L215 221ZM230 218V219H229ZM244 218V219H243ZM251 218V219H250ZM254 218V220H253ZM43 219V218H42ZM54 219V221H53ZM70 219V220H69ZM74 219V220H73ZM164 219V220H163ZM233 219L237 220V221H233ZM241 219H242V222H241ZM250 219V221H248ZM52 220V221H51ZM68 220V221H67ZM81 220H84V219H81ZM93 220V221H92ZM158 220V222H161V224H159L158 222L156 223V221ZM160 220H163V221H160ZM168 220V221H167ZM175 222V224H177V226H174L175 224L171 225L172 223H174L173 221ZM183 220V221H182ZM187 220V221H186ZM192 220L193 222L196 221L198 222V224H196L195 222V225L194 223H192ZM204 220V221H203ZM220 220L222 222H220ZM225 220V221H224ZM240 220V221H239ZM244 220V221H243ZM253 220V221H252ZM39 221H42V222H39ZM64 221H67L64 223ZM182 221V222H181ZM185 221V222H184ZM200 221V223H199ZM224 221V223H223ZM227 221V222H226ZM252 221V222H251ZM261 221V222H260ZM52 223V225L54 226L55 224V228H53L50 224L48 225L47 223ZM59 223V224H56V223ZM78 222V224L76 223ZM168 222V223H167ZM170 222H172L170 224ZM180 224H179V223ZM191 222V224H189ZM211 222V223H210ZM216 224H215V223ZM242 223V224H239ZM247 222L249 223L246 224ZM43 225H42V224ZM54 223V224H53ZM64 223V224H63ZM67 223V224H66ZM69 223H72V224H69ZM74 223V225H73ZM85 223V224H84ZM184 223V224H183ZM209 223V224H208ZM215 225H220L219 227L217 226H214L213 224ZM223 225H222V224ZM229 223H233V225L231 224L229 226ZM244 223V224H243ZM254 223V224H253ZM256 223V224H255ZM257 223L259 225H257ZM263 223V224H261ZM38 224V225H37ZM64 226H63V225ZM66 224V225H65ZM157 224H159V226L156 228L155 225L157 226ZM193 224V225H192ZM202 226H201V225ZM205 224H207V226H205ZM237 224V225H236ZM246 224V225H245ZM36 225V226H35ZM48 225V227L46 226ZM62 226V227H57V226ZM79 225V226H78ZM164 225H167V226H164ZM169 225V226H168ZM180 225V226H179ZM186 225V226H184ZM192 225V226H190ZM210 225V226H209ZM225 225V226H224ZM237 229H236V227ZM244 225V227H240V226ZM262 225V226H261ZM35 226V227H34ZM40 226H43L42 228ZM49 226H51L49 228ZM100 226H101V229H100ZM162 226H163V229H162ZM211 229H209L208 228ZM213 226V227H212ZM232 226V227H231ZM251 228H250V227ZM37 227H40L38 229H36ZM45 227V229H44ZM99 227V228H98ZM169 228V231H168V228ZM181 228L180 231L178 230V228ZM187 227V229L185 228ZM195 227V228H193ZM200 227V228H198ZM224 227V229L222 228ZM231 227V229L229 230L228 228ZM235 227V228H234ZM254 227V228H253ZM47 228V229H46ZM156 228V231L155 229ZM164 228H167V229H164ZM174 228H176L175 230L178 231H175ZM203 228H207L203 230ZM213 228V229H212ZM214 228H217V229H214ZM221 228L223 230H226V231H221ZM229 231L233 230V235L236 236L238 239H242V240H238L237 238L235 237H232V235H230V233L232 234V231L229 232L227 231V229ZM245 228V229H244ZM263 228V229H262ZM45 232L47 230H49L48 232V235H50L49 233H53L51 234L52 236H54V239L56 241H54L53 237H50L47 235V233L44 235L42 233V231ZM54 229V230H53ZM60 229V230H61ZM162 229V230H161ZM171 229V230H170ZM183 229L184 232H182L181 230ZM185 229V230H184ZM191 229V230H190ZM198 229V230H197ZM202 229V230H201ZM220 229V230H218ZM243 230L247 232L246 236L244 234V236H240L239 234L241 232H239V230ZM253 229V231L251 230ZM41 230V231H40ZM58 230V231H57ZM88 230V231H87ZM165 230V231H163ZM187 230V231H186ZM193 230V231H192ZM195 230V231H194ZM206 230V231H205ZM219 232H218V231ZM237 230V232H239L238 234L235 233ZM262 230V231H261ZM38 231V232H37ZM40 231V232H39ZM57 231V232H56ZM86 231V232H85ZM163 231L166 235L164 236V234L161 232ZM204 231V233H203ZM251 231V232H250ZM89 232V233H88ZM91 232V233H90ZM159 232L160 235H159ZM171 232H176V233H171ZM182 232V234L180 233ZM190 232V233H189ZM192 232H195L196 234H194L195 236H202L204 235L203 239H201V237L199 236V238L197 239V237L193 236ZM228 232V234L225 233ZM258 236V232H260L259 235L261 236H258L262 239L263 237V241L261 244V239L260 238H256V236L253 234V233ZM85 233V234H84ZM189 233V234H188ZM208 233V234H206ZM216 233L218 235V237H216ZM221 233V234H219ZM251 233V234H250ZM263 233V235H262ZM155 234H156V237H155ZM160 236V238H157L158 236ZM177 234V236H176ZM192 234V235H191ZM223 234H225L226 237L230 236L231 238V242H230V239H227ZM239 236H237V235ZM249 234V235H248ZM253 234V235H252ZM44 235V236H43ZM87 235V236H86ZM89 235H90V238H89ZM96 235V236H95ZM98 235V236H97ZM186 235V236H185ZM189 235V236H188ZM191 235V236H190ZM209 236L208 239L206 238V236ZM212 238H211V236ZM221 235V237H220ZM18 237L20 236L19 234L17 235ZM48 236V237H47ZM85 236V237H84ZM92 236H95V237H92ZM102 236V237H101ZM152 240V238H154ZM179 236V237H180ZM214 236V237H213ZM255 236V237H254ZM50 237V238H49ZM88 239H87V238ZM150 237V238H149ZM192 237V241L191 238ZM195 237V239H194ZM223 239H220L222 238ZM249 237V238H248ZM254 237V238H253ZM19 238V239H20ZM52 238V239H51ZM93 238H95V240H93ZM98 238H101L98 239ZM103 238V239H102ZM133 240L135 242L138 243V239L137 237H132ZM173 238V237H172ZM216 238L219 240L220 243H222V240H223V243H226L225 245L222 243V246L220 243H218V246H215L216 244H214V241L215 243L216 242ZM229 238V237H228ZM234 238V239H233ZM246 238V239H245ZM18 239V238H16ZM41 239V238H40ZM50 239V241L48 240ZM83 239V240H84ZM151 239V240H150ZM157 239V240H156ZM160 241H159V240ZM185 239V240H184ZM194 239V240H193ZM211 239V240H210ZM236 239V240H235ZM254 239V240H253ZM47 240V241H46ZM60 240V241H59ZM99 240V241H97ZM164 240V239H163ZM197 240H200V241H197ZM203 240V241H201ZM214 240V241H213ZM217 240V241H218ZM235 240V241H234ZM252 240V241H251ZM259 240V241H258ZM19 241V240H18ZM54 241V242H52ZM58 241V243H57ZM97 242V244L95 242ZM101 241V242H100ZM104 241V242H103ZM133 241V243H134ZM156 241L158 243H156ZM190 241V242H189ZM197 241V242H196ZM205 241V242H204ZM209 241V242H208ZM228 241V242H227ZM237 241H239L238 243L240 245L237 246ZM242 241V242H241ZM256 241V244H254V242ZM12 242V241H11ZM26 242V240H25ZM24 242V243H25ZM42 242V240L40 241ZM50 244H49V243ZM62 242V241H61ZM99 242L101 243V245L99 244ZM236 242V243H235ZM241 242V243H240ZM260 242V244H259ZM27 243V242H26ZM56 243V244H55ZM92 243H94V245H92ZM124 243H126V245H124ZM205 243V244H206ZM229 244V247H227V245ZM17 244V246H16ZM42 244V243H41ZM58 244V245H57ZM232 244V245H231ZM236 244V245H234ZM242 244V245H241ZM257 244H258V247H257ZM27 247L29 246L28 244H26ZM52 245H56L53 248H51ZM104 245V246H102ZM123 245L125 246L126 249H128V246L130 249H133V251L135 250V255H131L129 253V251H125L123 253V255L121 253H114V260L116 261H112L111 264H122V262L120 261L119 257L123 256L125 258H127L128 261H132L133 263L135 264H139V263H142L141 260H137L139 259H142L144 262L143 263H146V264H151L149 263V260H151L150 262H152V264H155L154 263V260L151 256H150V253L147 251V250H144V249H136L134 246V248L132 247L131 243H127V242H123ZM131 245V247H130ZM224 245V246H223ZM230 245H231V248H230ZM260 245H263L262 247ZM62 246V247H61ZM95 248H94V247ZM103 248H102V247ZM127 246V247H126ZM184 248H186L187 246L186 245H183ZM186 246V247H185ZM220 246V247H219ZM233 246V247H232ZM237 246V247H236ZM240 246V247H239ZM258 249H256L255 247ZM260 246V247H259ZM60 247V249L58 250V248ZM100 247V248H99ZM220 248V249H217ZM222 247V248H221ZM237 249H235V248ZM256 249H254V248ZM92 248V250L90 249ZM94 248V249H93ZM227 250L228 253H230V256H233L230 257L228 255V253L226 252ZM253 250H252V249ZM260 248V249H259ZM56 249L58 251H60L58 253V251H56ZM95 249H98L97 251ZM223 249L224 250V253H221L222 251L219 252V250ZM43 250V252H41ZM103 250V251H102ZM143 252H142V251ZM213 250V251H212ZM232 250V251H231ZM235 250V252H234ZM240 250V251H238ZM254 250L257 252H254ZM18 251V253H19ZM28 251H31L28 249ZM54 255H53V253ZM64 252L65 256H62L64 255L63 253L61 252ZM101 251V252H100ZM218 251V252H217ZM95 252V253H94ZM96 252H98L96 254ZM105 252V253H104ZM128 252V253H127ZM146 252V253H145ZM12 253V254H11ZM17 253V260H19L20 258V261L23 260V255L21 254L18 255ZM32 253V252H31ZM43 253V254H42ZM47 253V254H46ZM57 253V257H56V254ZM137 253V254H136ZM145 253V254H144ZM212 253L214 255H212ZM217 253V254H216ZM219 253V254H218ZM234 255H233V254ZM256 253V254H254ZM11 254V255H10ZM121 254V255H120ZM146 254L151 258H146ZM227 254V255H226ZM232 254V255H231ZM259 254V255H258ZM51 255L53 256V258L51 257ZM61 255V256H60ZM105 255V257H104ZM144 255L146 257H144ZM167 257H165V256ZM212 255V256H211ZM216 255V256H215ZM222 255V256H221ZM227 258H226V256ZM238 255V256H237ZM256 255V257H255ZM9 256H7L9 258ZM20 256V257H18ZM38 259L35 258V257ZM55 256V258H54ZM59 256V258H58ZM82 256L81 259H84L83 263L85 262V259H86V263L87 264V261L89 262L88 264H93L92 261H90L87 257H85L84 255H80ZM135 256V257H134ZM139 256V257H137ZM219 256V257H218ZM223 257V259L221 257ZM13 257L12 259L9 258L10 262L13 264L15 262V264L17 263L16 259H14L15 261H13ZM25 260H23V264L26 263L27 264H30L28 262H31V260L29 261L27 259L26 256H24ZM32 257V258H31ZM51 257V258H50ZM71 259V261L68 259L67 261L71 262H65V259L67 258ZM84 257V258H83ZM101 257V258H99ZM113 257V256H112ZM132 257V258H131ZM64 258V260H63ZM99 258V259H98ZM136 258V259H135ZM208 258V259H207ZM215 258H217L215 260ZM220 258V259H218ZM248 258V259H247ZM259 258V259H258ZM46 259V260H45ZM50 259V260H49ZM53 259V260H51ZM56 259V260H55ZM59 259V260H58ZM104 259V260H103ZM130 259V260H129ZM210 259V260H209ZM235 259V261H234ZM13 262H12V261ZM28 260V261H27ZM36 260V261H35ZM49 260V261H48ZM73 260V261H72ZM137 260V262H136ZM209 260V261H208ZM212 260V261H211ZM215 260V261H213ZM218 260V261H217ZM227 260V261H226ZM255 260V261H254ZM261 260V261H260ZM41 261V262H40ZM48 261V263H47ZM107 261V262H106ZM139 261V262H138ZM146 261V262H145ZM211 261V262H210ZM234 261V262H233ZM74 262V263H73ZM82 262V261H80ZM78 262V263H80ZM115 262V263H114ZM215 262V263H214ZM224 262V263H223ZM229 262V263H228ZM236 262V263H235ZM252 262V264H253ZM19 263V261H18ZM17 263V264H18ZM25 263V264H26ZM21 264V262H20ZM31 264H33V261L31 262ZM55 264V263H54ZM77 264V262H76ZM81 264V263H80ZM95 264V263H94ZM156 264H160V262L158 260H156ZM174 264H178L176 262H174Z\"/></svg>", "mask_w": 264, "mask_h": 264}, {"label": "bare ground", "instance_id": "2", "mask_svg": "<svg viewBox=\"0 0 264 264\" xmlns=\"http://www.w3.org/2000/svg\"><path fill=\"white\" fill-rule=\"evenodd\" d=\"M15 1V0H14ZM98 1V0H97ZM120 1V0H119ZM131 1H133V0H131ZM200 1V0H199ZM203 1V0H202ZM205 1V0H204ZM222 1V4H223V12H222V17H221V19H220V22H221V25L224 27V30H225V33H224V35H222V37H221V41H222V48H219L216 44H215V42L216 41H214L212 38H210V43H209V45H208V48H209V51L212 53L211 54V58H212V61L209 63V64H202L201 62V64H194L193 62V64H181V62H182V60H181V62H180V64H181V66H178V67H175V68H172L171 70H166L165 72H163L162 74L161 73H158L159 75H156L155 74V76H154V78H151L152 77V75H151V79H148L147 81H145V80H142V82H140L139 83V81L137 80V82L138 83H136L135 82V84L134 83H132V82H130V83H132L133 85H131L130 83H128V85L129 86H127L126 84L123 86H120L121 87V89H119V90H117V88L118 87H116V90L117 91H113L112 90V92H110L111 90H108V89H105L104 91L106 92L105 93V95H101V96H98L97 98H96V96L94 97L95 99H92V98H90V96H89V99H92V101H90L89 102V104L91 103L93 106H95V108H101L100 110H101V112H102V109L103 110H109V111H112V108L113 107H117L116 105H119V100H121V99H123V100H126V102H128V99H131V98H138V99H136L137 101L138 100H143V99H145V98H147V95L145 94L148 90H156V89H160V85L161 84H165V85H173L174 83H176V82H178L179 83V81L180 80H182V78H184V77H187V79H188V76L189 75H199V76H203V77H206V79H208L209 81H214V79L215 78H219L220 77V79H221V81H222V85H221V92H220V107H219V109H220V112H218L219 111V109H217L218 111V114H220V116H218V123L220 124V128L219 129H216L215 127H216V125H215V123H213L214 121H215V119L217 118H215L213 121H212V127L210 128V129H212V131H210L212 134V136H215V138L213 139V140H211V136H209V137H207V134L205 135V134H203L204 132H202V129H200L199 131H195L194 129H192V130H188L187 132L185 131V133H187V135L188 136H195V138H196V140L195 141H193L192 140V138H184V139H181V140H179V141H177L176 143H174V145L175 146H179V148L180 149H182L184 152H181V155H182V153H185V155L186 156H188L189 158H194L198 163H196V162H194V163H196V170L194 171V172H189L188 170L187 171H184L183 173H184V176H185V178L187 179V181L189 182V183H191L192 185H193V187H194V189L195 190H197V191H203L204 193L205 192H208L209 190H211V188L213 189L214 187H216L215 186V184H216V179L217 178H219L220 180H222V196H223V198H224V201H225V204H228V205H232V203H236L237 205H239L241 208H242V212H244V214H248V216H251V217H253V216H261L262 215V217H264V0H221ZM5 2V1H4ZM13 2V1H12ZM18 2V1H17ZM104 2V1H103ZM183 2V1H182ZM187 2H188V0H187ZM191 2V1H190ZM206 2H208V1H206ZM7 3V2H6ZM5 3V5H7ZM10 3V2H9ZM121 3V2H120ZM134 3H135V1H134ZM176 4H177V2H175ZM196 3H197V1H196ZM203 3V2H202ZM1 4V3H0ZM11 4V3H10ZM106 4V3H105ZM132 4H133V2H132ZM141 4H142V2H141ZM140 4V5H141ZM180 4V3H179ZM184 4H185V2H184ZM188 4V3H187ZM206 4V3H205ZM15 5V4H14ZM13 5V6H14ZM21 5V4H20ZM173 5H175V4H173ZM182 5V4H181ZM191 5V4H190ZM10 6V5H9ZM13 6H12V8H13ZM17 6H18V4H17ZM22 6V5H21ZM141 6H143V5H141ZM187 6V5H186ZM185 6V7H186ZM214 6V5H213ZM217 6V5H216ZM220 6H222V5H220ZM219 6V7H220ZM26 7H27V5H26ZM31 7V6H30ZM124 7V6H123ZM136 7H137V5H136ZM184 7V6H183ZM184 7V8H185ZM193 7V6H192ZM215 7V6H214ZM3 8H5V7H3ZM2 8V9H3ZM14 8H16V7H14ZM25 8V7H24ZM28 8V7H27ZM26 8V9H27ZM31 8H33V7H31ZM130 8V7H129ZM128 8V9H129ZM135 8V7H134ZM148 8H150V7H148ZM204 8V7H203ZM6 9V8H5ZM17 9H19V7L17 8ZM23 9V8H22ZM29 9V8H28ZM137 9V8H136ZM10 10V9H9ZM144 10V9H143ZM148 10V9H147ZM151 10V9H150ZM149 10V11H150ZM173 10H174V6H173ZM194 10V9H193ZM214 10H215V8H214ZM207 11H208V7H207ZM212 11V10H211ZM211 11H210V13H211ZM218 11H219V9H218ZM90 12V11H89ZM166 12V11H165ZM167 12H168V10H167ZM173 12V11H172ZM175 12V11H174ZM9 13V12H8ZM138 13H140V12H138ZM150 13V12H149ZM199 13V12H198ZM216 13V12H215ZM221 13V12H220ZM7 14V13H6ZM5 14V15H6ZM91 14V13H90ZM93 14H95V13H93ZM172 14H175V13H172ZM49 15V14H48ZM83 15V14H82ZM1 16V15H0ZM9 16H11V15H9ZM85 16V15H84ZM97 16V15H96ZM142 16H143V14H142ZM210 16V15H209ZM208 16V17H209ZM215 16V15H214ZM36 17V16H35ZM41 17V16H40ZM87 17V16H86ZM112 17V16H111ZM140 17V16H139ZM207 17V18H208ZM216 17V16H215ZM49 18V17H48ZM81 18V17H80ZM99 18V17H98ZM102 18V17H101ZM204 18H206V17H204ZM212 18V17H211ZM91 19V18H90ZM93 19V18H92ZM140 19H141V17H140ZM149 19V18H148ZM83 20V19H82ZM99 20V19H98ZM98 20H95L94 19V21L96 22L97 21V23H91L92 21H90V23H87L86 24V22L84 23V25L82 26V29L84 30H89V31H99V29L101 28V24H99L98 23ZM115 20V19H114ZM207 20V19H206ZM2 21V20H1ZM80 21V20H79ZM83 21H85V19L83 20ZM100 21H102V19L100 20ZM135 21H138V19L137 18H135ZM48 22H50V21H48ZM59 22V21H58ZM89 22V21H88ZM179 22V21H178ZM181 22H183V21H181ZM207 22V21H206ZM215 22V21H214ZM2 23V22H1ZM38 23V22H37ZM53 23H54V21H53ZM71 23V22H70ZM39 24H40V22H39ZM58 24V23H57ZM63 24V23H62ZM66 24V23H65ZM111 24V23H110ZM194 24V23H193ZM202 24V23H201ZM49 25H50V23H49ZM59 25H61V24H59ZM75 25V24H74ZM151 25H153V24H151ZM174 25H175V22H174ZM213 25V24H212ZM215 25V24H214ZM143 26V25H142ZM193 26H195V25H193ZM221 26V27H222ZM79 27V26H78ZM129 27V26H128ZM176 27V26H175ZM205 27V26H204ZM216 27V26H215ZM219 27V26H218ZM233 27H235L236 28V32L234 31L233 32ZM41 28V27H40ZM168 28V27H167ZM201 28H203V27H201ZM207 28V27H206ZM209 28V27H208ZM207 28V29H208ZM234 28V29H235ZM73 30H74V27L72 28ZM76 29V28H75ZM112 29V28H111ZM148 29V28H147ZM156 29V28H155ZM205 28H203V30H204ZM216 29V28H215ZM103 30H104V28H103ZM164 30V29H163ZM75 31V30H74ZM73 31V32H74ZM112 31V30H111ZM116 31V30H115ZM114 31V32H115ZM128 31V30H127ZM205 31V30H204ZM16 32V31H15ZM41 32V31H40ZM43 33H44V31H42ZM151 32V31H150ZM202 32V31H201ZM206 32V34H207V31H205ZM210 32V31H209ZM214 32V31H213ZM220 32V31H219ZM223 32V31H222ZM17 33V32H16ZM35 33V32H34ZM132 33V32H131ZM139 33V32H138ZM146 33V32H145ZM162 33H163V31H162ZM198 33V32H197ZM203 33V32H202ZM221 33V32H220ZM32 34V33H31ZM136 34V33H135ZM152 34V33H151ZM210 34H212V32L210 33ZM215 34V33H214ZM218 34V33H217ZM19 35V34H18ZM18 35H16V36H18ZM62 35V34H61ZM125 35V34H124ZM201 34H199V36H200ZM216 35V34H215ZM219 35V34H218ZM4 36V35H3ZM31 36V35H30ZM196 36V35H195ZM212 36H213V34H212ZM8 37H9V35H8ZM73 37V36H72ZM75 37V36H74ZM96 37V36H95ZM150 37V36H149ZM156 37V36H155ZM154 37V38H155ZM166 37V36H165ZM4 38V37H3ZM18 38V37H17ZM32 38V37H31ZM104 38V37H103ZM217 38V37H216ZM139 39V38H138ZM159 39V38H158ZM4 40H7L6 38L4 39ZM18 40V39H17ZM38 40V39H37ZM57 40V39H56ZM142 40V39H141ZM149 40V39H148ZM152 40V39H151ZM160 40V39H159ZM218 40V39H217ZM15 41V40H14ZM24 41V40H23ZM49 41H51V40H49ZM65 42H66V40H64ZM143 41V40H142ZM165 41V40H164ZM219 41V40H218ZM10 42H12V41H10ZM16 42V41H15ZM148 42V41H147ZM150 42V41H149ZM152 42H153V40H152ZM161 42V41H160ZM8 43V42H7ZM171 43V42H170ZM19 44V43H18ZM31 44V43H30ZM55 44V43H54ZM151 44V43H150ZM154 44V43H153ZM181 44V43H180ZM184 44H186V43H184ZM195 44V43H194ZM1 45V44H0ZM8 45H9V43H8ZM173 45V44H172ZM202 45V44H201ZM3 46V45H2ZM54 46V45H53ZM61 46V45H60ZM151 46H152V44H151ZM184 46V45H183ZM182 46V47H183ZM10 47V46H9ZM16 47V46H15ZM154 47H155V44H154ZM184 47H186V46H184ZM184 47H183V49H184ZM150 48V47H149ZM162 48V47H161ZM167 48V47H166ZM195 48V47H194ZM16 49V48H15ZM180 49V48H179ZM192 49V48H191ZM202 49V48H201ZM111 50V49H110ZM181 50V49H180ZM186 50V49H185ZM188 50V49H187ZM198 50V49H197ZM46 51H47V49H46ZM62 51V50H61ZM28 52V51H27ZM110 52V51H109ZM135 52V51H134ZM174 52V51H173ZM181 52V51H180ZM64 53H66V52H64ZM175 53V52H174ZM185 53V52H184ZM183 53V54H184ZM203 53V52H202ZM44 54V53H43ZM131 54V53H130ZM180 54V53H179ZM182 54V53H181ZM180 54V55H181ZM45 55V54H44ZM111 55V54H110ZM125 55V54H124ZM212 55H213V57H212ZM46 56H48V55H46ZM74 56V55H73ZM179 56V55H178ZM189 56V55H188ZM202 56H204V55H202ZM53 57V56H52ZM70 57V56H69ZM180 57V56H179ZM192 57V56H191ZM196 57V56H195ZM3 58V57H2ZM72 58V57H71ZM77 58V57H76ZM100 58V57H99ZM98 58V59H99ZM107 58H108V56H107ZM176 58V57H175ZM183 58V57H182ZM205 58V57H204ZM208 58V57H207ZM207 58H205V59H207ZM4 59V58H3ZM73 59H74V57H73ZM195 59V58H194ZM210 59V58H209ZM117 60V59H116ZM127 60V59H126ZM188 60V59H187ZM199 60V59H198ZM5 61V60H4ZM71 61V60H70ZM202 61V60H201ZM47 62V61H46ZM55 62V61H54ZM173 63V62H172ZM178 63V62H177ZM183 63H184V61H183ZM204 63V62H203ZM206 63H207V60H206ZM101 64V63H100ZM171 64V63H170ZM1 65H2V63H1ZM71 65V64H70ZM162 65V64H161ZM177 66V65H176ZM2 67V66H1ZM9 67V66H8ZM14 67V66H13ZM169 67V66H168ZM157 68V67H156ZM171 68V67H170ZM1 69V68H0ZM160 69V68H159ZM164 69V68H163ZM166 69V68H165ZM169 69V68H168ZM20 70V69H19ZM9 71V70H8ZM1 72V71H0ZM3 72V71H2ZM19 72V71H18ZM21 72V71H20ZM24 72V71H23ZM160 72V71H159ZM6 73H8V72H6ZM16 73V72H15ZM1 74V73H0ZM19 74V73H18ZM22 74V73H21ZM27 74H28V72H27ZM146 74V73H145ZM4 76H5V73H4ZM1 77V76H0ZM5 77H7V76H5ZM146 77H148V76H146ZM146 77H144V78H146ZM190 77V76H189ZM51 78V77H50ZM143 78V77H142ZM192 78V77H191ZM13 79V78H12ZM131 79V78H130ZM39 80V79H38ZM44 80V79H43ZM62 80V79H61ZM126 80V79H125ZM124 80V81H125ZM129 80V79H128ZM135 80V79H134ZM140 80V81H141ZM4 81V80H3ZM2 81V82H3ZM123 81V82H124ZM131 81V80H130ZM133 81V80H132ZM192 81V80H191ZM195 81V80H194ZM206 81V80H205ZM216 81V80H215ZM214 81V82H215ZM5 82V81H4ZM4 82L2 83V84H4ZM8 82V81H7ZM21 82H23V81H21ZM50 82H51V80H50ZM62 82V81H61ZM127 82V81H126ZM185 82H187V80L185 81ZM185 82H183V83H185ZM203 82H204V80H203ZM219 82H220V80H219ZM9 83V82H8ZM19 83V82H18ZM25 83V82H24ZM28 83V82H27ZM125 83V82H124ZM216 83H217V81H216ZM21 84V83H20ZM30 84V83H29ZM194 84V83H193ZM201 84H202V82H201ZM221 84V83H220ZM220 84H219V86H220ZM8 84L6 83V86H7ZM11 85V84H10ZM22 85V84H21ZM115 85V84H114ZM213 85V84H212ZM20 86V85H19ZM32 86V85H31ZM57 86V85H56ZM113 86V85H112ZM127 86V87H126ZM175 86H177V85H175ZM192 86V85H191ZM217 86V85H216ZM11 87H16L15 85L14 86H11ZM18 87V86H17ZM22 87V86H21ZM115 87V86H114ZM119 87V88H120ZM161 87H163V86H161ZM174 87V86H173ZM202 87V86H201ZM218 87V86H217ZM10 88V87H9ZM20 88V87H19ZM25 88V87H24ZM33 88V87H32ZM58 88V87H57ZM64 88V87H63ZM111 88V86L109 87V89ZM164 88V87H163ZM172 88V87H171ZM179 88V87H178ZM184 88V87H183ZM183 88H182V90H183ZM213 88V87H212ZM211 88V89H212ZM7 89V88H6ZM16 89V88H15ZM27 89H28V86H27ZM167 89H169V88H167ZM195 89V88H194ZM214 89V88H213ZM212 89V90H213ZM14 90V89H13ZM12 90V91H13ZM21 90V89H20ZM28 90H30V89H28ZM107 90L110 92V93H107ZM174 90V89H173ZM181 90V89H180ZM201 90H203V88L202 89H200V91ZM206 90V89H205ZM218 90V89H217ZM7 91H10V90H7ZM15 91V90H14ZM30 91H32V90H30ZM93 91H95V90H93ZM206 91H208V90H206ZM215 91V90H214ZM16 92V91H15ZM20 92V91H19ZM23 92V91H22ZM33 92H34V90H33ZM59 92V91H58ZM171 92V91H170ZM170 92H169V96H170ZM182 92V91H181ZM184 92H185V90H184ZM187 92V91H186ZM192 92H194V91H192ZM203 92V91H202ZM205 92V91H204ZM203 92V93H204ZM216 92V91H215ZM218 92V91H217ZM55 93V92H54ZM91 93V92H90ZM100 93V92H99ZM165 93V92H164ZM174 93H175V91H174ZM11 94H12V92H11ZM31 94V93H30ZM41 94V93H40ZM95 94H97V93H95ZM94 94V95H95ZM102 94V93H101ZM166 94V93H165ZM178 94V93H177ZM180 94V93H179ZM206 94H208V93H206ZM35 95V94H34ZM164 94H162V96H163ZM167 95V94H166ZM182 95V94H181ZM190 95V94H189ZM194 95V94H193ZM198 95V94H197ZM2 96V95H1ZM18 96V95H17ZM35 96H37V93H36V95ZM41 96V95H40ZM185 96V95H184ZM202 97H203V95H201ZM205 96V95H204ZM209 96V95H208ZM214 96V95H213ZM8 97H10V96H8ZM20 97V96H19ZM23 97H24V95H23ZM79 97V96H78ZM78 97H76V98H78ZM171 97V96H170ZM187 97V96H186ZM199 97V96H198ZM210 97V96H209ZM32 98V97H31ZM35 98V97H34ZM49 98V97H48ZM47 98V99H48ZM53 98H54V95H53ZM153 98V97H152ZM155 98V97H154ZM201 98V97H200ZM208 98V97H207ZM219 98V97H218ZM23 99V98H22ZM40 99V98H39ZM56 100H59V98H58V95H57V97L55 98ZM65 99V98H64ZM85 99V98H84ZM89 99H86V100H89ZM159 99V98H158ZM167 99H169V98H167ZM175 99V98H174ZM173 99V100H174ZM179 99V98H178ZM196 99V101H197V98H195ZM216 99H217V96H216ZM10 100H12V98L10 99ZM16 100V99H15ZM25 100H26V97H25ZM49 100V99H48ZM83 100V99H82ZM146 100V99H145ZM149 100V99H148ZM154 100V99H153ZM163 100V99H162ZM177 100V99H176ZM188 100V99H187ZM207 100H209V99H207ZM212 100V99H211ZM215 100V99H214ZM1 101V100H0ZM4 101V100H3ZM6 101V100H5ZM7 101H9L8 99H7ZM40 101H41V99H40ZM59 101H61V100H59ZM84 101V100H83ZM82 101V102H83ZM136 101V102H137ZM166 101V100H165ZM183 101V100H182ZM181 101V102H182ZM191 101H193V100H191ZM202 102H203V100H201ZM37 102V101H36ZM63 102V101H62ZM75 102V101H74ZM85 102V101H84ZM125 102V101H124ZM123 102V103H124ZM132 102V101H131ZM130 102V103H131ZM145 102V101H144ZM180 102V101H179ZM186 102V101H185ZM208 102H210V100L208 101ZM212 102V101H211ZM219 102V101H218ZM11 104H12V101L10 102ZM47 103V102H46ZM61 103V102H60ZM67 103V102H66ZM78 102H76V104H77ZM122 103V102H121ZM129 103V102H128ZM148 103V102H147ZM156 103V102H155ZM172 103V102H171ZM205 103H207V102H205ZM35 104V103H34ZM68 104H70V102L68 103ZM67 104V105H68ZM72 104H74V103H71L70 105L72 106ZM75 104V105H76ZM140 104V103H139ZM142 104V103H141ZM165 104V103H164ZM174 104V103H173ZM180 104H182V103H180ZM188 104V103H187ZM195 104V103H194ZM16 105V104H15ZM15 105H14V107H15ZM28 105V104H27ZM46 105V104H45ZM49 105V104H48ZM57 105V104H56ZM60 104H58V106H59ZM66 105V104H65ZM66 105V106H67ZM70 105H68L69 107H70ZM74 105V106H75ZM91 105V106H92ZM129 105V104H128ZM132 105V104H131ZM153 105V104H152ZM158 105V104H157ZM169 105V104H168ZM176 105V104H175ZM184 105V104H183ZM183 105H182V107H183ZM186 105V104H185ZM192 105V104H191ZM202 105H203V103H202ZM210 105V104H209ZM5 106V105H4ZM3 106V107H4ZM7 106H8V104H7ZM12 106V105H11ZM50 106V105H49ZM62 106V105H61ZM66 106H64V108L66 107ZM85 106H88L89 107V105L87 104V103H79L78 105H76L75 106V108H73L74 110L73 111H75V110H81V109H83ZM139 106V105H138ZM178 106V105H177ZM193 106V105H192ZM200 106H201V103H200ZM205 106H208V104H206ZM214 106H215V104H214ZM9 107V106H8ZM13 107V106H12ZM13 107V108H14ZM22 107V106H21ZM146 107V106H145ZM144 107V108H145ZM169 107V106H168ZM194 107V106H193ZM211 107V106H210ZM213 107V106H212ZM15 108H19V107H15ZM59 108V107H58ZM72 108V107H71ZM70 108V109H71ZM126 108V107H125ZM150 108V107H149ZM162 108V107H161ZM166 108V107H165ZM171 108V107H170ZM175 108H177V107H175ZM202 108V107H201ZM216 108V107H215ZM32 109V108H31ZM30 109V110H31ZM35 109V108H34ZM61 109H62V107H61ZM70 109L68 110V112L70 111ZM115 109V108H114ZM152 109V108H151ZM157 109V108H156ZM155 109V110H156ZM184 109V108H183ZM189 109H191V108H189ZM204 109V108H203ZM202 109V110H203ZM40 110V109H39ZM49 110V109H48ZM57 110V109H56ZM66 110V109H65ZM64 110V111H65ZM89 110V109H88ZM116 110V109H115ZM119 110V109H118ZM145 110V109H144ZM161 110V109H160ZM170 110V109H169ZM187 110V109H186ZM192 110V109H191ZM201 110V111H202ZM19 111V110H18ZM34 111V110H33ZM38 111V110H37ZM36 111V112H37ZM51 111H52V109H51ZM53 111H55V110H53ZM52 111V112H53ZM57 111H59V110H57ZM92 111H93V109H92ZM121 111V110H120ZM120 111H118V114L119 115H121L119 112ZM162 111V110H161ZM176 111V110H175ZM205 111V110H204ZM203 111V112H204ZM209 111V110H208ZM8 112V111H7ZM22 112V111H21ZM39 112V111H38ZM41 112V111H40ZM39 112V113H40ZM45 112V111H44ZM52 112H49L50 114H44L43 112H42V114L43 115H40V116H37L35 113V115H36V117H33V116H31L32 118L31 119H29V120H27L26 118H23V115H22V118H23V120L24 119H26V121H23L22 120V118L20 119V120H22V121H17L16 120V118H17V116H16V118H15V120L16 121H14V119H13V121L14 122H4V124H3V122H2V124L0 125V130H15L17 133H20V132H22L23 131V129H27V128H30L31 129V131L32 132H36V131H39V130H44L45 132H51V131H53L54 129V127H56L59 123H61V119H62V113H52ZM63 112V111H62ZM66 112V111H65ZM68 112H66L67 114H68ZM72 112V111H71ZM82 112V111H81ZM94 112V111H93ZM98 112V111H97ZM125 112V111H124ZM174 112V111H173ZM181 112V111H180ZM197 112V111H196ZM211 112V111H210ZM213 112H214V110H213ZM212 112V113H213ZM5 113V112H4ZM52 113V114H51ZM103 113V112H102ZM101 113V114H102ZM105 113V112H104ZM113 113V112H112ZM117 113V112H116ZM122 113V112H121ZM190 113V112H189ZM199 113V112H198ZM197 113V114H198ZM25 114H26V112H25ZM24 114V115H25ZM41 114V113H40ZM66 114V115H67ZM72 114V113H71ZM97 114V113H96ZM146 114H148V113H146ZM163 114H165V113H163ZM205 114H207L206 112H205ZM215 114V113H214ZM213 114V115H214ZM29 115V114H28ZM39 115V114H38ZM92 115V114H91ZM108 115V114H107ZM106 115V116H107ZM152 115V114H151ZM150 115V116H151ZM178 115V114H177ZM184 115V114H183ZM190 115V114H189ZM202 115H203V113H202ZM208 115V114H207ZM69 116H70V114H69ZM76 116V115H75ZM80 116V115H79ZM95 116V115H94ZM100 117H101V115H99ZM111 116V115H110ZM115 116V115H114ZM156 116V115H155ZM158 116V115H157ZM167 116H169V114L167 115ZM173 116V115H172ZM181 116V115H180ZM187 116V115H186ZM199 116H200V114H199ZM204 116V115H203ZM1 117V116H0ZM12 117H14V116H12ZM18 117H19V115H18ZM29 117V116H28ZM27 117V118H28ZM63 117H64V115H63ZM65 117H67V116H65ZM116 117V116H115ZM120 117V116H119ZM118 117V118H119ZM122 117V116H121ZM140 117V116H139ZM148 117V116H147ZM188 117V116H187ZM194 118H196L195 116H193ZM215 117V116H214ZM83 118H84V116H83ZM95 118V117H94ZM117 118V117H116ZM135 118V117H134ZM137 118H138V116H137ZM151 118H153V117H151ZM158 118V117H157ZM182 118V117H181ZM200 118H202L201 116H200ZM18 119V118H17ZM72 119V118H71ZM71 119H69V120H71ZM73 119H74V117H73ZM88 119H89V117H88ZM92 119V118H91ZM97 119H99V118H97ZM103 119V118H102ZM105 119V118H104ZM107 119V118H106ZM160 119V118H159ZM178 119V118H177ZM191 119V118H190ZM204 119V118H203ZM207 118H206V116H205V120H206ZM211 119V118H210ZM1 120V119H0ZM11 120V119H10ZM68 120V122H70ZM108 120H110V119H108ZM107 120V121H108ZM114 120H116V119H114ZM123 120V119H122ZM134 120V119H133ZM137 120V119H136ZM136 120H135V122H136ZM157 120V119H156ZM162 120V119H161ZM174 120V119H173ZM180 120V119H179ZM197 120V119H196ZM212 120V119H211ZM3 121V120H2ZM62 121H64L63 119H62ZM67 121V120H66ZM74 121V120H73ZM86 121V120H85ZM95 121V120H94ZM104 121V120H103ZM142 121H144V119H142ZM149 121V120H148ZM159 121V120H158ZM166 121H168V120H166ZM198 121V120H197ZM98 122V121H97ZM110 122V121H109ZM115 122V121H114ZM121 122V121H120ZM128 122V121H127ZM157 122V121H156ZM161 122V121H160ZM184 122H186V121H184ZM204 122V121H203ZM70 123H72V122H70ZM78 123V122H77ZM85 123V122H84ZM84 123H82V124H84ZM92 123H94V122H92ZM124 123V122H123ZM129 123V122H128ZM168 123V122H167ZM166 123V124H167ZM174 123H175V121H174ZM177 123H178V120H177ZM201 123H202V119H201ZM217 123V122H216ZM67 124V123H66ZM86 125H87V122L85 123ZM107 124V123H106ZM109 124V123H108ZM121 124V123H120ZM126 124V123H125ZM124 124V125H125ZM141 124H143V123H141ZM155 124V123H154ZM163 124V123H162ZM183 124V123H182ZM188 124V123H187ZM198 124H200L199 122H198ZM209 124V123H208ZM62 125H64V122H63V124ZM68 125V124H67ZM66 125V126H67ZM73 125V124H72ZM77 125V124H76ZM97 125H98V123H97ZM117 125V124H116ZM116 125H115V127H116ZM123 125V126H124ZM131 125H133V124H131ZM139 125V124H138ZM144 125V124H143ZM157 125H159V124H157ZM168 125V124H167ZM184 125V124H183ZM189 125V124H188ZM193 125H194V127H197V124L194 122L193 123ZM205 125V124H204ZM218 125V124H217ZM80 126H81V124H80ZM91 126V125H90ZM110 126V125H109ZM108 126V127H109ZM113 126V125H112ZM122 126V125H121ZM122 126V127H123ZM134 126V125H133ZM146 126V125H145ZM147 126H148V124H147ZM161 126V125H160ZM164 126H165V124H164ZM171 126V125H170ZM207 126V125H206ZM59 127V126H58ZM57 127V128H58ZM65 127V126H64ZM74 127H76V126H74ZM88 127V126H87ZM94 127V126H93ZM97 127V126H96ZM100 127V126H99ZM107 127V126H106ZM114 127V128H115ZM135 127V126H134ZM139 127H140V125H139ZM152 127V126H151ZM191 127V126H190ZM193 127V128H194ZM60 128V127H59ZM68 128H70V127H68ZM72 128V127H71ZM92 128V127H91ZM102 128H104L103 126H102ZM126 128H128V127H126ZM125 128V129H126ZM142 128V127H141ZM140 128V129H141ZM149 128V127H148ZM158 128V127H157ZM164 128V127H163ZM171 128V127H170ZM189 128V127H188ZM200 128H202V126H200ZM217 128H218V126H217ZM53 129V130H52ZM82 129V128H81ZM93 129V128H92ZM101 129V128H100ZM99 129V130H100ZM111 129V128H110ZM110 129H107V130H110ZM119 129V128H118ZM124 129V130H125ZM129 129V128H128ZM127 129V130H128ZM134 129H137V128H134ZM146 129V128H145ZM161 129V128H160ZM179 129V127L178 128H176V130H178ZM204 129H206L205 127H204ZM64 130V129H63ZM70 130V129H69ZM79 130V129H78ZM82 130H85V129H82ZM98 130V129H97ZM102 130V129H101ZM105 130V129H104ZM115 130V129H114ZM144 130V129H143ZM154 130V129H153ZM159 130V129H158ZM162 130V129H161ZM168 130V129H167ZM197 130V129H196ZM207 130V129H206ZM206 130H205V132H206ZM58 131V130H57ZM67 131V130H66ZM86 131V130H85ZM84 131V132H85ZM115 131H117V130H115ZM120 131V130H119ZM122 131V130H121ZM130 131H133V130H130ZM137 131V130H136ZM163 131V130H162ZM15 132V133H16ZM27 132V131H26ZM31 132V133H32ZM56 132V131H55ZM65 132V131H64ZM71 132H74V131H71ZM80 132H81V130H80ZM79 132V133H80ZM84 132L82 133V134H84ZM96 132V131H95ZM103 132V131H102ZM108 132V131H107ZM138 132V131H137ZM144 132H145V130H144ZM170 132V131H169ZM0 133H2V132H0ZM30 133V132H29ZM39 133H41V132H39ZM44 133V132H43ZM53 133V132H52ZM78 133V134H79ZM87 133H88V131H87ZM111 133V132H110ZM118 133V132H117ZM129 133V132H128ZM140 133V132H139ZM161 133V132H160ZM165 133H166V131H165ZM5 134V133H4ZM3 134V135H4ZM13 134V133H12ZM36 134H38V133H36ZM58 134V133H57ZM70 134V133H69ZM68 133H67V135H69ZM72 134V133H71ZM94 134V133H93ZM97 134V133H96ZM100 134V133H99ZM104 134V133H103ZM121 134H122V132H121ZM120 134V135H121ZM133 134V133H132ZM143 134V133H142ZM141 134V135H142ZM148 134V133H147ZM9 135V134H8ZM25 135V134H24ZM30 135V134H29ZM34 135V134H33ZM46 135V134H45ZM50 135V134H49ZM53 135H54V133H53ZM55 135H56V133H55ZM54 135V136H55ZM61 135V134H60ZM62 135H65V134H62ZM61 135V136H62ZM91 135V134H90ZM98 135V134H97ZM133 135H135V134H133ZM146 135V134H145ZM151 135V134H150ZM176 135V134H175ZM1 136V135H0ZM53 136V137H54ZM57 136V135H56ZM75 136V135H74ZM80 136V135H79ZM82 136V135H81ZM80 136V137H81ZM89 136V135H88ZM112 136V135H111ZM124 136V135H123ZM127 136V135H126ZM159 136V135H158ZM171 136V135H170ZM183 136V135H182ZM27 137V136H26ZM32 137V136H31ZM42 137V136H41ZM59 137V136H58ZM98 137V136H97ZM113 137H115V136H113ZM135 137V136H134ZM142 137V136H141ZM168 137V136H167ZM166 137V138H167ZM9 138H10V136H9ZM12 138V137H11ZM15 138V137H14ZM47 138H49V137H47ZM46 138V139H47ZM63 138H64V136H63ZM72 138V137H71ZM71 138H70V140H71ZM88 138V137H87ZM126 138V137H125ZM131 138H132V136H131ZM165 138V137H164ZM163 138V139H164ZM176 138V137H175ZM179 138H180V135H179ZM1 139V138H0ZM20 139H21V137H20ZM19 139V140H20ZM23 139V138H22ZM74 139V138H73ZM82 139V138H81ZM86 139V138H85ZM93 139V138H92ZM98 139H99V137H98ZM102 139H103V137H102ZM101 139V140H102ZM116 139V138H115ZM133 139V138H132ZM140 139V138H139ZM143 139V138H142ZM141 139V142H143V140ZM150 139V138H149ZM159 139H161V138H159ZM170 139V138H169ZM194 139V138H193ZM43 140V139H42ZM45 140V139H44ZM54 140V139H53ZM60 140V139H59ZM62 140V139H61ZM80 140V139H79ZM89 141H90V139H88ZM96 140V139H95ZM94 140V141H95ZM104 140V139H103ZM102 140V141H103ZM151 140V139H150ZM155 140V139H154ZM177 140V139H176ZM215 140V141H214ZM2 141H4V139H2ZM9 141V140H8ZM15 141V140H14ZM14 141L12 140V142H13V144H14ZM38 142L37 140H34V142ZM40 141V140H39ZM64 141V140H63ZM69 141V140H68ZM67 141V142H68ZM74 141H76V140H74ZM93 141V140H92ZM92 141H91V143H92ZM120 141V140H119ZM119 141H117V142H119ZM126 141V140H125ZM128 141H130V140H128ZM132 141V140H131ZM156 141V140H155ZM155 141H153V142H155ZM158 141V140H157ZM217 141V142H216ZM21 142H22V140H21ZM28 142V141H27ZM49 142V141H48ZM51 142V141H50ZM54 141H52V143H53ZM70 142H72V141H70ZM96 142V141H95ZM97 142H99L98 140H97ZM127 142V141H126ZM137 142V141H136ZM152 142V141H151ZM169 142V141H168ZM171 142V141H170ZM2 143V142H1ZM6 143H7V141H6ZM18 143H19V141H18ZM41 143V142H40ZM51 143V144H52ZM59 143V142H58ZM64 143V142H63ZM66 143V142H65ZM73 143V142H72ZM81 143V142H80ZM83 143V142H82ZM81 143V144H82ZM86 143H88L87 141H86ZM99 143H102V142H99ZM104 143H106L105 141H104ZM111 143V142H110ZM115 143H116V141H115ZM121 143H124V140H123V142H121ZM135 143V142H134ZM134 143H132L133 145H134ZM138 143V142H137ZM163 143H164V140H163ZM163 143H162V145H163ZM172 143V142H171ZM8 144V143H7ZM22 144V143H21ZM30 144V143H29ZM42 144V143H41ZM50 144V143H49ZM48 144V145H49ZM55 144V143H54ZM62 144V143H61ZM61 144H57V146H61ZM76 144V143H75ZM79 144V143H78ZM85 144V143H84ZM90 144V143H89ZM98 144V143H97ZM113 144V143H112ZM127 144V143H126ZM154 144V143H153ZM173 144V143H172ZM171 144V145H172ZM16 145V147H17V144H15ZM33 145V144H32ZM48 145H46V147L48 146ZM53 145V144H52ZM66 145V144H65ZM92 145H93V143H92ZM101 145V144H100ZM99 145V146H100ZM103 145V144H102ZM106 145V144H105ZM116 145V144H115ZM125 145V144H124ZM130 145V144H129ZM138 145V144H137ZM144 145V144H143ZM1 146V145H0ZM6 146V145H5ZM4 146V147H5ZM11 146V145H10ZM30 146V145H29ZM56 146V147H57ZM64 146V145H63ZM70 146V145H69ZM86 146V145H85ZM91 146V145H90ZM94 146V145H93ZM107 147H110L109 145H106ZM117 147L116 148H119L118 147V145H116ZM119 146L121 147V144H119ZM125 146H127V145H125ZM132 146V145H131ZM131 146H129V147H131ZM135 146V145H134ZM140 146V145H139ZM152 146V145H151ZM160 146H161V144H160ZM170 146V145H169ZM2 147V146H1ZM26 147V146H25ZM39 147H40V144H39ZM42 147V146H41ZM53 147H55V146H52V149H53ZM74 147V146H73ZM76 147V146H75ZM97 147V146H96ZM95 147V148H96ZM102 147V146H101ZM106 147V148H107ZM141 147V146H140ZM154 147V146H153ZM159 147V146H158ZM162 147V146H161ZM167 147V146H166ZM165 147V148H166ZM173 147V146H172ZM19 148H21V146L19 147ZM19 148H17V149H19ZM69 148V147H68ZM113 148H114V146H113ZM122 148V147H121ZM132 148V147H131ZM136 148V147H135ZM150 148V147H149ZM152 148V147H151ZM156 148V147H155ZM164 148V147H163ZM175 148V147H174ZM7 149V148H6ZM8 149H9V147H8ZM12 149H13V147H12ZM22 149V148H21ZM21 149H19V151L21 150ZM47 149V148H46ZM56 148H54V150H55ZM59 149H61V150H58V151H62L64 148L61 146V148H59ZM65 149H66V147H65ZM69 149H72V148H69ZM75 149V148H74ZM85 149V148H84ZM103 149V148H102ZM101 149V150H102ZM120 149V148H119ZM124 149V148H123ZM157 149V148H156ZM162 149V148H161ZM171 149V148H170ZM173 149V148H172ZM10 150V149H9ZM25 150V149H24ZM30 150V149H29ZM36 150H38V149H36ZM86 150V149H85ZM97 151L99 150V148H97L96 149ZM100 150V151H101ZM106 150V149H105ZM115 150V149H114ZM127 150V149H126ZM129 150H130V148H129ZM133 150H134V147H133ZM136 150H139V147H138V149H136ZM141 150V149H140ZM145 150V149H144ZM151 150V149H150ZM153 150V149H152ZM163 150V149H162ZM162 150H161V152H162ZM169 150V149H168ZM177 150V149H176ZM179 150V149H178ZM181 150V151H182ZM1 151V150H0ZM14 151H15V149H14ZM49 151V150H48ZM56 151V150H55ZM65 150H63V152H64ZM80 151H82V150H80ZM79 151V152H80ZM84 151V150H83ZM82 151V152H83ZM97 151L96 152H93V151H90V152H93L94 154L96 153L97 155H98V153H97ZM103 151V150H102ZM112 151V150H111ZM110 151V152H111ZM135 151V150H134ZM133 151V152H134ZM149 151V150H148ZM159 151H160V149H159ZM171 151V150H170ZM180 151V150H179ZM2 152V151H1ZM4 154H3V152H2V154L0 153V162L1 163H3V164H5V166H6V168H3V170L1 169L0 170V264H12L11 262H10V260H9V258L10 259H12V257L14 256H12L11 254V257L9 256V255H7L9 252H11L12 250L14 251V249L16 248H14L13 246H15V245H13L12 243H13V241H14V243H17L18 244V246H19V244H23V246H22V244L19 246V247H17V248H20L21 246V248H20V250L21 249H23V252L25 251L26 253L27 252H30V255L31 254H33V255H35L40 249H44L46 246H47V248H49V245L47 244V242H45V239H43L42 238V235L40 236V234L38 233H35V229H32L33 228V224H35V223H32V222H34V221H32L33 219L36 221V220H44V218H46L47 219V216H49V220H50V215H52V217L54 216V215H56V214H62L63 212H73L76 216H77V218L81 221L80 222V224L82 223L83 224V222H88V227H87V229L89 228V230L90 231H92L93 232V234L92 235H94V233L95 234H97V232H99L98 230H97V228H96V223H92L91 222V219H93V220H97L99 223H100V225L102 226V229H101V226H100V232L102 233V236L104 237V240H105V245H106V251H107V253H105L106 254V257H105V255H104V257L106 258V260H109V261H113L114 260V253H121L122 255H123V253L127 250V251H129V253L133 256V255H135V250L133 251V249H130L129 248V246H128V249H126L125 248V246L124 245H126V243H124V245H123V242H127V243H131V245H132V247L134 246L136 249H138L139 250V248L140 249H144V250H147L149 253H150V256L153 258V259H155L154 260V263L156 264V260H158L159 262H160V264H174V262H176V263H178V264H202L205 260H206V256H208L207 254L211 251V249L214 247L213 246V244H212V242H209L210 244H207L205 241V243L204 244H200V243H195L194 244V242L193 243H188V242H184L183 243V241H182V239H181V241L178 239V238H181V236L179 237V236H177V234H176V236H177V238H175L173 235L171 236V234L169 235V233H166V234H168L167 236H168V238L166 237H163V239L161 240V238H160V236H158V234H157V238H160V246L164 249V251H165V255H167L168 256V261H165V260H163V259H165V258H161L160 257V254L159 253H161V251L162 250H159L158 251V249H156L155 248V244L153 243V241L152 242H149L148 241V239H147V237L150 235V237H152L151 235H154V233H157L158 231H159V228L160 227H158L159 226V224H161V222H158V220L156 221V223L158 222L159 224H157V226L155 225V227L157 228L158 227V230H157V232H153L152 230V226H154V224L155 223H153L154 221L152 220V219H154V218H152V217H154V216H150L152 219H150V218H148L147 216H145V212H144V215L143 214H141L140 215V211L138 212V213H136L134 210H132L131 209V207L130 206H128V205H126L121 199H119V194H121L120 193V190H122L123 188H124V186H123V188L121 189V187L122 186H120V185H114L113 183V185L114 186H111L109 189L107 188V186H109V185H107V184H105L104 182H103V178L101 179L102 180V182L105 184V185H107L106 186V188H103V190H105L104 191V193L103 192H100V190L98 191V189H96V191L94 190H90V191H87L88 190V188H87V190L86 191H84V190H82L81 189V187L79 186V183L78 182H74V180L73 181H71L70 180V188H67V187H65V185L63 186L62 184H60L59 183V181L60 180H56V179H58L59 177V173H57V174H55V175H57L56 177H58V178H56V177H54V175L52 174V172H50L49 170H48V168H50V166L51 165H48L49 167L48 168H45V167H43V166H38V165H36V164H34V162L32 163L31 161H33V160H31L29 157V159H25L24 157V159L22 160L21 159V161H19V160H17L16 158H14V157H12V154L10 155V154H7V152L5 151V149H4ZM26 152V151H25ZM38 152H39V150H38ZM44 152V151H43ZM42 152V153H43ZM51 152V151H50ZM54 152V151H53ZM62 152V153H63ZM68 152H72V151H68ZM73 152H74V150H73ZM78 152V150H77V153H79ZM116 152V151H115ZM114 152V153H115ZM123 152V151H122ZM127 152H129V151H127ZM147 152V151H146ZM165 152V151H164ZM26 153H28V152H26ZM32 153H34V152H32ZM32 153L30 152L29 154H31L30 156H32ZM48 153V152H47ZM52 153V152H51ZM60 153V152H59ZM67 153V152H66ZM106 153V152H105ZM130 154H133V153H131V152H129ZM135 153V152H134ZM153 153V152H152ZM170 153V152H169ZM179 153V152H178ZM38 154V153H37ZM46 154V153H45ZM61 154V153H60ZM64 154V153H63ZM63 154H61V155H63ZM68 154H75V153H68ZM68 154H67V158L69 157L68 156ZM82 154V153H81ZM80 154V155H81ZM87 154H89V153H87ZM101 154V153H100ZM118 154V153H117ZM124 154H127V153H124ZM137 154V153H136ZM135 154V155H136ZM180 154V153H179ZM34 155V154H33ZM66 155V154H65ZM64 155V156H65ZM75 155H77V154H75ZM74 155V156H75ZM80 155L78 154V156H79V159H82V161H84L83 159V157L82 158H80ZM85 155V154H84ZM103 155V154H102ZM138 155V154H137ZM153 155H154V153H153ZM157 155V154H156ZM184 155V156H185ZM27 156V155H26ZM36 156V155H35ZM38 156H40V155H38ZM47 156V155H46ZM54 156H55V153H54ZM57 156V155H56ZM73 156V155H72ZM73 156V157H74ZM82 156V155H81ZM92 156V155H91ZM94 156V155H93ZM109 156V155H108ZM120 156V155H119ZM124 157L126 156V155H123ZM145 156V155H144ZM19 157H20V155H19ZM18 157V158H19ZM50 157V159H51V155L49 156ZM53 157V156H52ZM60 157V156H59ZM62 157V156H61ZM60 157V158H61ZM71 157V156H70ZM69 157V159L71 160V158ZM76 157V156H75ZM75 157H74V159H75ZM106 157V156H105ZM117 157H118V155H117ZM132 157L133 158H135L133 155H132ZM137 157V156H136ZM146 157V156H145ZM164 157H166V155L164 156ZM167 157H168V155H167ZM32 158V157H31ZM38 158V157H37ZM46 158V157H45ZM55 159H58V158H56V157H54ZM66 158V156L65 157H63V159H65ZM67 158H66V160H67ZM77 158V157H76ZM87 158V157H86ZM85 158V159H86ZM94 158V157H93ZM92 158V159H93ZM96 158V157H95ZM108 158V157H107ZM106 158V159H107ZM150 158H151V156H150ZM170 158V157H169ZM175 158V157H174ZM33 159V158H32ZM49 158H47V162L48 161H50V160H48ZM62 159V160H63ZM68 159V160H69ZM73 159V158H72ZM78 159V158H77ZM101 159V161L104 159H102V157L100 158ZM112 159H113V156H112ZM131 159V158H130ZM129 159V160H130ZM138 159V158H137ZM155 160H156V158H154ZM161 159V158H160ZM165 159V158H164ZM168 159V158H167ZM180 159H182V158H180ZM35 160H37V159H35ZM45 160V159H44ZM52 160V159H51ZM64 161V163L65 164H67L66 162L67 161ZM76 160V159H75ZM149 160V159H148ZM174 160V159H173ZM177 160V159H176ZM176 160H175V162H176ZM183 160V159H182ZM41 161H42V159H41ZM46 161V160H45ZM54 161V160H53ZM52 161V162H53ZM56 161V160H55ZM74 161V160H73ZM78 161V160H77ZM81 161V160H80ZM85 161H87V160H85ZM92 162H94L93 160H91ZM113 161V160H112ZM137 161L138 160H135V162H136V164H138L137 163ZM144 161V160H143ZM150 161H152V160H150ZM159 162L161 161V163H163V161L162 160H158ZM36 162V161H35ZM43 162V161H42ZM60 162L63 164V166H65L64 165V163L60 160ZM69 162V161H68ZM76 162V161H75ZM79 162V161H78ZM76 163L77 164V166H78V164L79 163ZM88 162H90V160L88 161ZM91 162V163H92ZM96 162V161H95ZM107 162H108V159H107ZM138 162H140V161H138ZM156 162V161H155ZM168 162V161H167ZM174 162V161H173ZM183 162V161H182ZM208 163V162H212L211 164H212V166H213V172L215 173V175L216 176H214L213 177V175H211V171H212V169H211V171H210V173L208 172V169H207V166L205 165V163ZM0 163V164H1ZM38 163H39V161H38ZM37 163V164H38ZM58 163V162H57ZM73 163V162H72ZM81 163V162H80ZM100 163V162H99ZM102 163V162H101ZM106 163V162H105ZM130 163V162H129ZM128 163V164H129ZM161 163H159V164H161ZM165 163V162H164ZM184 163V162H183ZM206 163V164H207ZM3 164H1V166H3ZM42 164V163H41ZM40 164V165H41ZM52 164V163H51ZM56 164V163H55ZM59 164V163H58ZM58 164H56V165H58ZM76 164H75V166H76ZM87 164V163H86ZM93 164V163H92ZM112 164H113V162H112ZM114 164H115V162H114ZM123 164V163H122ZM148 164H150L149 162H148ZM166 164V163H165ZM164 164V165H165ZM168 164V163H167ZM170 165H171V163H169ZM174 164V163H173ZM192 164V163H191ZM209 164V163H208ZM217 164H219V166H218V168H217ZM45 165V164H44ZM46 165V166H47ZM55 165V166H56ZM69 165H70V163H69ZM68 165V166H69ZM72 165V164H71ZM73 165H74V163H73ZM80 165L81 164H79V169H81L80 168ZM89 165V164H88ZM105 165V164H104ZM107 165H108V163H107ZM131 165V164H130ZM142 165H144V164H142ZM146 165V164H145ZM163 165V164H162ZM169 165V166H170ZM180 164L178 163V166H179ZM189 165V164H188ZM187 165V166H188ZM54 166V167H55ZM83 166H85V164L83 163ZM82 166V168H84L83 169V173H84V170L86 169L87 170V168H88V166L85 168V167H83ZM90 166V165H89ZM92 166V165H91ZM109 166V165H108ZM136 166V165H135ZM150 166V165H149ZM148 166V167H149ZM168 166V165H167ZM184 166H185V164H184ZM192 166V165H191ZM54 167H52V171H53V169H54ZM57 167V166H56ZM71 167V166H70ZM78 167H77V169H78ZM107 167V166H106ZM110 167H111V165H110ZM114 167V166H113ZM116 167H117V165H116ZM129 167V166H128ZM141 167V166H140ZM150 167H152V166H150ZM162 167H165V166H162ZM94 168V167H93ZM103 168V167H102ZM119 168V167H118ZM136 168V167H135ZM138 168H139V165H138ZM158 168V167H157ZM160 168H161V166H160ZM168 168H170V167H168ZM194 168H195V166H194ZM64 169V168H63ZM71 169V168H70ZM73 169H74V171H75V169L76 168H74V166H73ZM73 169H71L70 170V172H71V174H72V170ZM90 169H92V168H90ZM109 169V168H108ZM111 169V168H110ZM109 169V170H110ZM134 169V168H133ZM143 169V168H142ZM141 169V170H142ZM145 169V168H144ZM150 169V168H149ZM148 169V170H149ZM165 169V168H164ZM187 169V168H186ZM57 170V169H56ZM114 170H116V169H114ZM118 170V169H117ZM121 170V169H120ZM130 170H132V169H130ZM136 170V169H135ZM153 170H155L154 168H153ZM181 170V169H180ZM55 171V170H54ZM77 171V170H76ZM80 171V170H79ZM88 171V170H87ZM91 171H93V169L91 170ZM97 171H98V169H97ZM97 171H93L94 173L95 172H97ZM103 171V170H102ZM129 171V170H128ZM134 171V170H133ZM140 171V170H139ZM144 171V170H143ZM161 171V170H160ZM165 171H166V169H165ZM174 171V170H173ZM191 171V170H190ZM218 171V172H217ZM59 172H60V170H59ZM69 172V173H70ZM93 172H92V174H93ZM110 172H112L111 170H110ZM138 172V171H137ZM163 172V171H162ZM172 172V171H171ZM56 173V172H55ZM67 173V172H66ZM69 173H67V174H69ZM75 173V172H74ZM81 173V172H80ZM83 173H81V174H79V175H81L82 176V174ZM104 173V172H103ZM102 173V174H103ZM114 173V172H113ZM117 173V172H116ZM120 173L121 174H125L126 173V170H125V173H123V171L121 172L120 171ZM128 173V172H127ZM130 173H131V171H130ZM143 173V172H142ZM154 173V172H153ZM156 173H159V172H157L156 171ZM170 173V172H169ZM17 176H15V175ZM62 174V173H61ZM76 174V173H75ZM74 174V175H75ZM87 174V173H86ZM134 174V173H133ZM145 175H146V171H145V173H144ZM163 174H165V172L163 173ZM167 174V173H166ZM173 174H174V172H173ZM14 177H13V176ZM77 176H79L78 175V172H77V174H76ZM108 175V174H107ZM112 175H114V174H112ZM134 175H136V174H134ZM151 175H153L152 173H151ZM150 175V176H151ZM177 175H178V171H177ZM84 176H86L85 175V173H84ZM87 176H88V174H87ZM101 176V175H100ZM104 176V175H103ZM110 176H111V173H110ZM118 176V175H117ZM126 176V175H125ZM127 176H129V175H127ZM132 176V175H131ZM140 176V175H139ZM138 176V177H139ZM155 176H157V175H155ZM161 176V175H160ZM159 176V178H161ZM166 176V175H165ZM164 176V177H165ZM174 176V175H173ZM60 177L62 178V175H60ZM66 177V176H65ZM93 176L91 175V178H92ZM94 177H95V175H94ZM112 177V176H111ZM114 177V176H113ZM111 178V180H115L114 178ZM120 177V176H119ZM118 177V178H119ZM134 177V176H133ZM140 177H143V176H140ZM139 177V178H140ZM148 177H149V175H148ZM56 178V179H55ZM87 178V177H86ZM90 178V176L88 177V179ZM91 178H90V180H91ZM98 178H99V175H98ZM105 178V177H104ZM122 178H123V175H122ZM147 178V177H146ZM155 178V177H154ZM162 178H163V176H162ZM167 178V177H166ZM173 178V177H172ZM175 178V177H174ZM173 178V179H174ZM179 178H181V177H179ZM37 179L38 180H40V183L37 185V187H39V189H40V191H41V194H32L31 192H32V188H34V187H32V185H33V183H32V185L30 184L31 182H32V180H36V183H37ZM60 179V178H59ZM64 179V178H63ZM66 179V178H65ZM69 179V178H68ZM67 179V180H68ZM81 179H83V178H81ZM87 179V180H88ZM106 179V178H105ZM109 179V178H108ZM138 179V178H137ZM142 179V178H141ZM155 179H157V177L155 178ZM89 180V181H90ZM119 181H121V180H125V178L124 179H121V178H119L118 179ZM144 180V182H145V179H143ZM142 180V181H143ZM147 181H149V180H151V179H146ZM152 180H154V179H152ZM159 180V179H158ZM170 180H171V178H170ZM178 180V179H177ZM182 180V179H181ZM77 181V180H76ZM83 181V180H82ZM89 181H87V182H89ZM100 181V180H99ZM105 182H107L106 180H104ZM125 181H128V180H125ZM137 181V180H136ZM140 181V180H139ZM165 182H166V180H164ZM39 182V181H38ZM65 182V181H64ZM94 182V181H93ZM101 182V183H102ZM118 182V181H117ZM138 182V181H137ZM141 182V181H140ZM153 182V181H152ZM156 182V181H155ZM180 182V181H179ZM35 183V182H34ZM35 183V184H36ZM67 183V182H66ZM83 183V182H82ZM100 183V182H99ZM99 183L98 184H96V185H99ZM102 183V184H103ZM121 183V182H120ZM119 183V184H120ZM123 183V182H122ZM143 183V182H142ZM146 183V182H145ZM175 183H176V181H175ZM186 183V182H185ZM84 184V183H83ZM89 184H92L91 182L90 183H88L87 185H89ZM104 184L102 185L103 187H105L104 186ZM110 184V183H109ZM111 184V185H112ZM152 184H155V183H152ZM151 184V185H152ZM166 184H168V183H166ZM182 184V183H181ZM93 185V184H92ZM125 185V184H124ZM127 186H129V184L127 183L126 184ZM125 185V188L127 187ZM137 185H139V184H137ZM159 185V184H158ZM169 185H170V183H169ZM176 185V184H175ZM184 185V184H183ZM189 185V184H188ZM36 186V185H35ZM83 186V185H82ZM102 186H100L99 188H101ZM141 186V185H140ZM166 186V185H165ZM171 186V185H170ZM177 186V185H176ZM186 186V185H185ZM91 187V186H90ZM94 187V186H93ZM143 187V186H142ZM141 187V188H142ZM147 187H149V186H147ZM155 187V186H154ZM159 187H160V185H159ZM159 187H156V189L157 188H159ZM168 187V186H167ZM173 187V186H172ZM181 187H182V185H181ZM184 187V186H183ZM192 187V186H191ZM218 187H220V186H218ZM83 188V187H82ZM96 188V187H95ZM163 188V187H162ZM176 188V187H175ZM189 188V187H188ZM38 189V188H37ZM36 189V190H37ZM85 189V188H84ZM128 189V188H127ZM149 189V188H148ZM152 189V188H151ZM150 189V190H151ZM156 189H155V193L154 194H156V193H159V192H157L156 191ZM168 189H171V190H173L171 187L170 188H168ZM193 189V188H192ZM220 189V190H221ZM102 190V191H103ZM141 190V189H140ZM144 190V189H143ZM146 190V189H145ZM153 190V189H152ZM162 190V189H161ZM177 190V189H176ZM175 190V191H176ZM214 190H215V188H214ZM216 190H219V189H216ZM33 191H35L34 189H33ZM124 191V190H123ZM125 191H129V192H131L130 190H126L125 189ZM164 191H165V189H164ZM174 191V190H173ZM179 191V190H178ZM37 192H38V190H37ZM128 192V193H129ZM142 192V191H141ZM145 192V191H144ZM149 192V191H148ZM162 192V191H161ZM166 192H167V190H166ZM186 192V191H185ZM211 192V191H210ZM219 192V191H218ZM217 192V193H218ZM33 193H36V192H33ZM152 193V192H151ZM151 193H149V194H151ZM163 193H165V192H163ZM175 193V192H174ZM132 194V193H131ZM141 194V193H140ZM147 194V193H146ZM161 194V193H160ZM167 194V193H166ZM177 194V193H176ZM178 194H180L179 192H178ZM184 194H186V193H184ZM216 194V193H215ZM218 194H220V192L218 193ZM217 194V195H218ZM135 195V194H134ZM137 195V194H136ZM139 195V194H138ZM157 195V194H156ZM169 195V194H168ZM170 195H171V193H170ZM200 195V194H199ZM121 196V195H120ZM124 196V195H123ZM148 196H150V195H148ZM160 196V195H159ZM172 196H174V195H172ZM190 196H192V195H190ZM122 197V196H121ZM132 197H133V195H132ZM136 197H138V196H136ZM146 197V196H145ZM162 197V196H161ZM164 198H166L165 196H163ZM162 197V198H163ZM168 197V196H167ZM171 197V196H170ZM170 197H168L169 198V200L171 199ZM176 197V196H175ZM185 197V196H184ZM126 198V197H125ZM139 198V197H138ZM141 198V197H140ZM155 198V197H154ZM149 199V198H148ZM147 199V200H148ZM176 199H178V197L176 198ZM184 199V198H183ZM197 199H199V198H197ZM134 200V199H133ZM140 200V199H139ZM144 200V199H143ZM146 200V201H147ZM156 200V199H155ZM158 200H160V199H158ZM162 200L163 199H161V201L160 202H162ZM164 200H166V199H164ZM187 200H189V198L187 199ZM187 200H186V202L185 203H187ZM221 200H223V199H221ZM137 201V200H136ZM157 201V200H156ZM190 201V200H189ZM188 201V202H189ZM200 201V200H199ZM202 201V200H201ZM200 201V202H201ZM140 202V201H139ZM147 202H150L149 200L147 201ZM169 202V201H168ZM174 202V201H173ZM193 202V201H192ZM141 203V202H140ZM165 203H167V202H165ZM176 203V202H175ZM185 203H184V205H185ZM190 203H191V201H190ZM202 203H203V201H202ZM201 203V204H202ZM145 204V203H144ZM143 204V205H144ZM155 204H157V203H155ZM155 204H154V207H152V209L153 208H157V207H155ZM164 204V203H163ZM170 204H171V202H170ZM176 204H178V203H176ZM192 204H194V203H192ZM199 204V203H198ZM198 204H196L195 203V205H197L198 206ZM201 204H199L200 206H201ZM149 205V204H148ZM158 205H159V203H158ZM161 205V204H160ZM166 205V204H165ZM188 205V204H187ZM211 205H212V203H211ZM227 205V206H228ZM163 206V205H162ZM173 206V205H172ZM181 206V205H180ZM194 206V205H193ZM220 206H221V204H220ZM219 206V208H222V207H220ZM165 207V206H164ZM168 207V209H169V206H167ZM166 207V208H167ZM177 207V206H176ZM188 207V206H187ZM213 207V206H212ZM211 207V208H212ZM218 207V206H217ZM181 207H179V209H180ZM191 208H192V205H191ZM194 208H196L197 209V207L195 206ZM200 208V207H199ZM214 208V207H213ZM212 208V209H213ZM224 208V207H223ZM234 208H235V206H234ZM152 209H150V210H152ZM171 209H172V207H171ZM171 209H169V210H171ZM187 209V208H186ZM186 209H184V207H183V211L184 210H186ZM189 209V208H188ZM201 209V208H200ZM203 209V212H204V207L202 208ZM206 210H207V208H205ZM216 209H218V208H216ZM231 209V208H230ZM238 209H240V208H238ZM158 210V209H157ZM156 210V211H157ZM175 210H176V208H175ZM174 210V211H175ZM178 210V209H177ZM214 210V209H213ZM241 210V209H240ZM137 211V210H136ZM147 211V210H146ZM189 211V210H188ZM193 211H195V210H193ZM197 211V210H196ZM201 211V210H200ZM200 211H197L196 213H198V212H200ZM219 211V210H218ZM229 211V210H228ZM231 211H233L232 209H231ZM236 211V210H235ZM170 212V211H169ZM172 212V211H171ZM170 212V213H171ZM180 212V211H179ZM182 212V211H181ZM202 212V211H201ZM200 212V214H201V217L203 216L204 218H202V219H204L205 220V214L203 213V215H202V213ZM206 212V211H205ZM216 212V211H215ZM220 212H221V210H220ZM64 213V214H65ZM66 213V214H67ZM156 213H158V212H156ZM166 213V212H165ZM177 213V212H176ZM187 213V212H186ZM209 213H211V212H209ZM214 213V212H213ZM222 213H223V211H222ZM228 213H232V212H228ZM238 213V212H237ZM63 214V215H64ZM65 214V215H66ZM73 214V215H74ZM160 214H161V212H160ZM160 214L159 215H157V216H160ZM162 214H164V213H162ZM171 214H173V215H175L174 213H171ZM195 214V213H194ZM199 214V215H200ZM207 214H208V212H207ZM220 214V213H219ZM234 215H235V213H233ZM233 214H231V217L232 216H234ZM70 215V214H69ZM153 215V214H152ZM155 215V214H154ZM168 215H170V214H168ZM179 215V214H178ZM180 215H181V213H180ZM196 215V214H195ZM198 215V214H197ZM215 215V214H214ZM214 215H212V216H214ZM216 215H217V213H216ZM222 215V214H221ZM226 215H227V213H226ZM243 215V214H242ZM241 215V216H242ZM58 216V215H57ZM60 216V215H59ZM66 216H68V215H66ZM72 216V215H71ZM71 216H70V219H71ZM76 216H74V218H75V221L77 220L76 219ZM162 216V215H161ZM185 216V215H184ZM207 216V215H206ZM225 216V215H224ZM236 216V215H235ZM247 216V217H248ZM51 217V218H52ZM64 217V216H63ZM69 217V216H68ZM156 217V216H155ZM165 217H166V215H165ZM164 217V218H165ZM173 217V216H172ZM171 217V218H172ZM175 217V216H174ZM188 217H190V216H188ZM194 217V216H193ZM208 217V216H207ZM211 217V216H210ZM216 217H218V216H216ZM228 217V216H227ZM226 217V218H227ZM230 217V218H231ZM245 217H246V215H245ZM258 217V218H259ZM43 218V219H42ZM58 218H60V217H58ZM61 218H62V216H61ZM73 218V217H72ZM162 218V217H161ZM160 218V219H161ZM167 218V217H166ZM166 218H165V222H166ZM178 218V217H177ZM185 218H186V216H185ZM184 218V219H185ZM199 218H200V216H199ZM222 218V217H221ZM229 218V219H230ZM235 218V217H234ZM239 218V217H238ZM249 218V217H248ZM255 218V217H254ZM254 218H253V220H254ZM261 218V217H260ZM259 218V219H260ZM54 219H55V217H54ZM54 219H53V221H54ZM63 219V218H62ZM61 219V220H62ZM65 219V218H64ZM69 219V220H70ZM81 219H84V220H81ZM155 219H157V218H155ZM168 219V218H167ZM186 219H188V218H186ZM192 219V218H191ZM194 219H195V217H194ZM197 219H198V217H197ZM208 219V218H207ZM206 219V220H207ZM210 219V218H209ZM212 219V218H211ZM213 219H215V218H213ZM212 219V220H213ZM244 219V218H243ZM251 219V218H250ZM250 219L248 220V221H250ZM56 220H57V218H56ZM61 220H57V221H61ZM74 220V219H73ZM92 220V221H93ZM163 220H160V221H163ZM168 220H171L170 218L168 219ZM167 220V221H168ZM189 220V219H188ZM199 220V219H198ZM203 220V221H204ZM206 220H205V222H206ZM235 219H233V221H234ZM252 220V221H253ZM32 221V222H31ZM42 221H39V222H42ZM45 221V220H44ZM52 221V220H51ZM68 221V220H67ZM67 221H64V223L65 222H67ZM173 221V220H172ZM175 221V220H174ZM173 221V222H174ZM183 221V220H182ZM181 221V222H182ZM187 221V220H186ZM190 221V220H189ZM213 221H215V220H213ZM225 221V220H224ZM224 221H223V223H224ZM235 221H237V220H235ZM234 221V222H235ZM240 221V220H239ZM244 221V220H243ZM251 221V222H252ZM255 221V220H254ZM37 222V221H36ZM55 222V221H54ZM185 222V221H184ZM196 224H198V222H196V221H194ZM193 222V220H192V223H194ZM216 223L218 222V220L217 221H215ZM214 222V223H215ZM220 222H222L221 220H220ZM227 222V221H226ZM241 222H242V219H241ZM261 222V221H260ZM262 222L264 223V220L262 219ZM60 223V222H59ZM58 222L56 223V224H59ZM63 223V224H64ZM77 224H78V222H76ZM84 223V224H85ZM168 223V222H167ZM172 222H170V224H171ZM179 223V222H178ZM195 223H194V225H195ZM199 223H200V221H199ZM211 223V222H210ZM215 223V224H216ZM249 222H247L246 224H248ZM263 223H261V224H263ZM42 224V223H41ZM45 224H46V221H45ZM48 225L50 224L53 228H55V224H54V226L52 225V223L50 222V223H47ZM62 224V225H63ZM67 224V223H66ZM65 224V225H66ZM69 224H72V223H69ZM173 224H175V222L174 223H172L171 225H173ZM180 224V223H179ZM184 224V223H183ZM189 224H191V222L189 223ZM209 224V223H208ZM213 224V223H212ZM215 224H213L214 226H217V227H219L220 225H215ZM222 224V223H221ZM225 224V223H224ZM232 225H233V223H231ZM230 223H229V226L231 225ZM239 224H242V223H240L239 222ZM244 224V223H243ZM245 224V225H246ZM254 224V223H253ZM256 224V223H255ZM38 225V224H37ZM43 225V224H42ZM48 225H46L47 227H48ZM73 225H74V223H73ZM193 225V224H192ZM192 225H190V226H192ZM201 225V224H200ZM223 225V224H222ZM237 225V224H236ZM236 225H235V227H236ZM249 225H250V223H249ZM257 225H259L258 223H257ZM264 225V224H263ZM36 226V225H35ZM34 226V227H35ZM51 226H49V228L51 227ZM57 226V225H56ZM64 226V225H63ZM79 226V225H78ZM164 226H167V225H164ZM169 226V225H168ZM174 226H177V224H175ZM180 226V225H179ZM184 226H186V225H184ZM202 226V225H201ZM205 226H207V224H205ZM210 226V225H209ZM209 226H208V228H209ZM225 226V225H224ZM240 226V225H239ZM251 226V225H250ZM249 226V227H250ZM262 226V225H261ZM41 228L43 227V226H40ZM40 227H37L36 229H38V228H40ZM58 227V226H57ZM59 227H62V226H59ZM58 227V228H59ZM83 227H84V225H83ZM83 227L82 226H80L79 228H80V230H81V228L83 229ZM213 227V226H212ZM232 227V226H231ZM231 227H227L229 230L231 229ZM234 227V228H235ZM240 227H244V225L242 226H240ZM40 228V229H41ZM78 228V229H79ZM85 229L84 230H86V226L84 227ZM99 228V227H98ZM156 228H154L155 229V231H156ZM168 228V227H167ZM167 228H164V229H167ZM178 228V230L180 231V229L181 228H179V227H177ZM186 229H187V227H185ZM193 228H195V227H193ZM198 228H200V227H198ZM211 228V227H210ZM209 228V229H210ZM220 228V227H219ZM223 229H224V227H222ZM221 228V231L223 230ZM226 228V229H227ZM251 228V227H250ZM254 228V227H253ZM263 228H264V226H263ZM262 228V229H263ZM44 229H45V227H44ZM43 229V230H44ZM47 229V228H46ZM61 229V228H60ZM59 229V231H58V233H56V234H54V235H57L56 237H55V239L57 238V237H59V239H61V241H60V243L61 244H63L64 245V247L65 248H63V251H64V249H65V251L64 252H66L65 254L67 255V256H69L70 258H72L74 261H75V263L74 264H76V262H77V264H85L86 263V259H85V262L83 263V261H84V259H81L82 258V256H80L81 254L82 255H84L85 257H87L90 261H92V263L94 264H100V261L99 260H97L96 258L97 257H95L94 256V254H92L91 253V251L88 249L89 247H91L90 245L88 246V247H86V245L85 244H89V243H91V241L88 243V242H86V240L83 238V236H82V234H81V232L83 233V231H81V232H79L80 230H78L77 229V227H75V225L74 226H66V227H63V229H61L60 230ZM162 229H163V226H162ZM161 229V230H162ZM176 228H174V230H175ZM204 229H206L207 230V228H203V230ZM213 229V228H212ZM214 229H217V228H214ZM227 229V231H229ZM236 229H237V227H236ZM245 229V228H244ZM243 229V230H244ZM39 230V229H38ZM42 230V229H41ZM40 230V231H41ZM50 230V229H49ZM49 230H47L48 232H49ZM54 230V229H53ZM171 230V229H170ZM185 230V229H184ZM191 230V229H190ZM198 230V229H197ZM202 230V229H201ZM205 230V231H206ZM211 230V229H210ZM218 230H220V229H218ZM217 230V231H218ZM234 230V229H233ZM233 230H231L232 231V234L230 233V235H232V237H235V238H237L236 236H234L233 235ZM239 230V232H241L239 235L242 237V236H244V234L246 233L247 234V232H245V231H243V230H241L240 231V229H238ZM252 231H253V229H251ZM39 231V232H40ZM45 232V230H44V232L42 231V233L45 235L46 233H47V235H48V232ZM56 231V232H57ZM88 231V230H87ZM163 231H165V230H163ZM163 231H161L163 234H164V236L166 235ZM168 231H169V228H168ZM175 231H177V230H175ZM182 232H184L183 231V229L181 230ZM187 231V230H186ZM193 231V230H192ZM195 231V230H194ZM223 231H226V230H223ZM222 231V232H223ZM231 231H229V232H231ZM262 231V230H261ZM264 231V230H263ZM38 232V231H37ZM86 232V231H85ZM100 232H99V235H100ZM161 232H159V235H160V233ZM182 232H180L181 234H182ZM219 232V231H218ZM239 232H237V230H236V232L235 233H239ZM251 232V231H250ZM89 233V232H88ZM91 233V232H90ZM171 233H176V232H171ZM177 233H178V231H177ZM190 233V232H189ZM188 233V234H189ZM196 234L195 232H192V234ZM203 233H204V231H203ZM225 233V232H224ZM227 234H228V232H226ZM225 233V234H226ZM253 233V232H252ZM259 234H260V232H258ZM20 235L19 237L17 236V235ZM21 234H22V237H25V240H26V242H25V240H24V242H21L20 240H23V238L21 239L20 237H21ZM50 235L51 234H53V233H49ZM85 234V233H84ZM191 234V235H192ZM193 234V236H195ZM206 234H208V233H206ZM219 234H221V233H219ZM225 234H223L224 236H225ZM236 234V235H237ZM246 234H245V236H246ZM251 234V233H250ZM254 234V233H253ZM252 234V235H253ZM258 234V236H261V235H259ZM43 235V236H44ZM50 235H48V236H50ZM190 235V236H191ZM197 235V234H196ZM239 235H237V236H239ZM249 235V234H248ZM255 235V234H254ZM262 235H263V233H262ZM47 236V237H48ZM87 236V235H86ZM96 236V235H95ZM95 236H92V237H95ZM98 236V235H97ZM101 236V237H102ZM186 236V235H185ZM189 236V235H188ZM200 236V235H199ZM199 236H195V237H197V239L199 238ZM206 236V235H205ZM211 236V235H210ZM239 236V237H240ZM256 236V235H255ZM254 236V237H255ZM258 236H256V238L258 237ZM264 236V235H263ZM50 237H53V239H54V236H50ZM49 237V238H50ZM85 237V236H84ZM132 237H137V238H139L138 239V243L137 242H135L134 240H133V238ZM149 237V238H150ZM154 237V236H153ZM155 237H156V234H155ZM155 237L154 238H152V240L153 239H155ZM173 237V238H172ZM183 237V236H182ZM195 237H194V239H195ZM201 237V239H203V237H204V235H203V237L202 236H200ZM208 237L209 236H206V238L208 239ZM214 237V236H213ZM216 237H218V235H217V233H216ZM220 237H221V235H220ZM226 237V236H225ZM229 237V238H228ZM228 237H226L227 239H230V242H231V238H230V236H228ZM253 237V238H254ZM16 238H18V239H16ZM20 238V239H19ZM41 238V239H40ZM87 238V237H86ZM89 238H90V235H89ZM96 238V237H95ZM95 238H93V240H95ZM210 238V237H209ZM211 238H212V236H211ZM219 238V237H218ZM249 238V237H248ZM258 238H260V237H258ZM257 238V239H258ZM52 239V238H51ZM54 239V241H56ZM84 239V240H83ZM88 239V238H87ZM91 239V238H90ZM98 239H100L101 240V238H98ZM103 239V238H102ZM189 239H191V241H192V237L191 238H189ZM193 239V240H194ZM220 239H223V237L222 238H220ZM234 239V238H233ZM238 239V238H237ZM240 239V238H239ZM238 239V240H239ZM246 239V238H245ZM250 239V238H249ZM248 239V240H249ZM261 239V238H260ZM262 239H263V237H262ZM261 239V244H263L262 243V240ZM19 240V241H18ZM42 240V242H40ZM49 241H50V239H48ZM151 240V239H150ZM157 240V239H156ZM185 240V239H184ZM211 240V239H210ZM218 239L216 238V242L217 243H215V241H214V244H216L215 246H218V243H220L219 242V240L217 241ZM236 240V239H235ZM234 240V241H235ZM240 240H242V239H240ZM239 240V241H240ZM248 240H244V238H243V240L242 241H244V242H242V243H244L242 246H243V248L242 247H240L241 248V251L240 250H238V251H240V253H237V254H239V256H238V260L239 261H242L243 259H244V261H245V263L244 264H246V263H248L247 261H249V260H245L246 259V257H248L249 258V255H250V260H252L251 259V254H249V253H251L249 250H250V248L248 249V247L249 246H251L252 247V245H250L249 243V245L247 244V242H248ZM254 240V239H253ZM12 241V242H11ZM47 241V240H46ZM54 241H52V242H54ZM84 241L86 242L85 244H84ZM97 241H99V240H97ZM102 241V240H101ZM100 241V242H101ZM133 241H134V243H133ZM197 241H200V240H197ZM196 241V242H197ZM201 241H203V240H201ZM239 241H237V243L239 242ZM247 241V242H246ZM252 241V240H251ZM259 241V240H258ZM6 242L7 243H11V245H12V247L14 248V249H12V248H10L11 246H9L8 244H6ZM21 242V243H20ZM95 242V241H94ZM99 242V244L101 245V243ZM104 242V241H103ZM190 242V241H189ZM228 242V241H227ZM240 242V243H241ZM42 243V244H41ZM49 243V242H48ZM57 243H58V241H57ZM96 244H97V242H95ZM151 243H153L155 246H153L152 247V245H151ZM156 243H158L157 241H156ZM222 243H223V240H222ZM222 243H220L221 244V246H222ZM236 243V242H235ZM248 245V247L246 246V244ZM17 244H16V246H17ZM26 244H28L29 246L27 247V245ZM45 245V244H47L46 246H44V248L42 247V245ZM50 244V243H49ZM56 244V243H55ZM224 245L226 244V243H223ZM228 244V243H227ZM230 244V243H229ZM229 244L227 245V247H229ZM254 244H256V241L254 242ZM259 244H260V242H259ZM58 245V244H57ZM92 245H94V243H92ZM98 245V244H97ZM131 245H130V247H131ZM183 245H186L185 247L186 248H184V246ZM223 245V246H224ZM232 245V244H231ZM231 245H230V248H231ZM234 245H236V244H234ZM238 245H240L239 243L237 244V246ZM51 246V245H50ZM56 246V245H55ZM54 245H52L51 246V248H53L54 249V247H55ZM102 246H104V245H102ZM101 246V247H102ZM236 246V247H237ZM261 247L263 246V245H260ZM259 246V247H260ZM57 247V246H56ZM62 247V246H61ZM94 247V246H93ZM127 247V246H126ZM133 247V248H134ZM157 247V246H156ZM220 247V246H219ZM233 247V246H232ZM255 247V246H254ZM253 247V248H254ZM257 247H258V244H257ZM95 248V247H94ZM93 248V249H94ZM100 248V247H99ZM103 248V247H102ZM155 250H157V251H155ZM158 248V247H157ZM222 248V247H221ZM235 248V247H234ZM256 248V247H255ZM254 248V249H255ZM28 249L29 250H31V251H28ZM60 249V247L58 248V250ZM91 250H92V248H90ZM217 249H220V248H218L217 247ZM224 249V248H223ZM223 249H221V250H219V252L220 251H222ZM236 249V248H235ZM252 249V248H251ZM257 249V248H256ZM255 249V250H256ZM260 249V248H259ZM32 250H34V251H37V252H35L34 253V251H32ZM46 251L45 252H50L49 250H52V249H45ZM55 250V249H54ZM57 249H56V251H58ZM96 251L98 250V249H95ZM224 250H226V249H224ZM224 250L221 252V253H224ZM237 250V249H236ZM253 250V249H252ZM254 250V252H256ZM258 250V249H257ZM16 255H17V253H18V251L19 250H17L16 249ZM55 251V252H56ZM61 251V250H60ZM60 251H58V253L60 252ZM61 252V253H63L64 254V252ZM103 251V250H102ZM142 251V250H141ZM213 251V250H212ZM232 251V250H231ZM22 252V251H21ZM20 251H19V253H18V255H20L21 256V254L23 253H21ZM32 252V253H31ZM41 252H43V250L41 251ZM45 252H43L44 254H45ZM54 252V253H55ZM101 252V251H100ZM143 252V251H142ZM218 252V251H217ZM226 252H227V250H226ZM234 252H235V250H234ZM257 252H259V254H260V256L261 255H263L264 256V248H262V249H260L259 251H257ZM256 252V253H257ZM42 253V254H43ZM46 253V254H47ZM52 253H53V251H52ZM54 253H53V255H54ZM95 253V252H94ZM98 252H96V254H97ZM126 253V252H125ZM128 253V252H127ZM146 253V252H145ZM144 253V254H145ZM228 253V252H227ZM256 253H254V254H256ZM40 255L39 253H37L36 255H37V257H38V255H40V260L42 259L41 257L43 256H45V255ZM50 253H48L46 256H48ZM60 254V253H59ZM65 254L64 255H62V256H65ZM120 254V255H121ZM137 254V253H136ZM162 254V253H161ZM217 254V253H216ZM219 254V253H218ZM225 254V253H224ZM233 254V253H232ZM231 254V255H232ZM258 254V255H259ZM15 255V258L13 257V261H15L14 259H16L17 260V256ZM23 255V254H22ZM35 255V256H36ZM56 255V257H57V253L55 254ZM149 255V254H148ZM147 254H146V256L144 255V257H146V258H150L149 256H148ZM164 255V256H165ZM212 255H214L213 253H212ZM211 255V256H212ZM227 255V254H226ZM225 255V256H226ZM228 255L230 256V253H228ZM234 255V254H233ZM7 256H9V258L7 257ZM20 256H18V257H20ZM24 256H29V253H28V255L27 254H25V255H23L22 257H23V260H25L26 258L24 257ZM32 256V255H31ZM34 256V257H35ZM45 256V258L46 259H48L47 257ZM61 256V255H60ZM113 256V257H112ZM216 256V255H215ZM222 256V255H221ZM220 256V257H221ZM33 257V256H32ZM31 257V258H32ZM49 257V256H48ZM51 257L53 258V256L51 255ZM50 257V258H51ZM135 257V256H134ZM137 257H139V256H137ZM166 257V256H165ZM219 257V256H218ZM230 257H232L233 258V256H230ZM255 257H256V255H255ZM21 258V257H20ZM20 258H19V260H17L16 262L18 263V261H19V263L18 264H20V262H21V264H23V260L22 261H20ZM25 258V259H24ZM36 258V257H35ZM54 258H55V256H54ZM58 258H59V256H58ZM67 258V257H66ZM84 258V257H83ZM99 258H101V257H99ZM98 258V259H99ZM132 258V257H131ZM167 258V257H166ZM222 259H223V257H221ZM226 258H227V256H226ZM247 258V259H248ZM27 259L30 261L31 259H29L28 257H27ZM37 259V258H36ZM45 259V260H46ZM69 258H67V259H65V262L68 260ZM119 259H120V261L122 262V264H135V263H133L132 261L130 262V261H128L127 260V258H125V257H123V256H121V257H119ZM136 259V258H135ZM143 259V258H142ZM142 259H140V257H139V259H137V260H141L142 261V263H139V264H146V263H143L144 261L142 260ZM151 259V258H150ZM208 259V258H207ZM217 258H215V260H216ZM218 259H220V258H218ZM259 259V258H258ZM27 260V261H28ZM50 260V259H49ZM48 260V261H49ZM51 260H53V259H51ZM56 260V259H55ZM59 260V259H58ZM63 260H64V258H63ZM70 261H71V259H69ZM72 260V261H73ZM104 260V259H103ZM130 260V259H129ZM137 260H136V262H137ZM210 260V259H209ZM208 260V261H209ZM215 260H213V261H215ZM12 261V260H11ZM12 261V262H13ZM33 261V264H37V263H35L34 262V260L32 259L31 260V262ZM36 261V260H35ZM37 261H38V259H37ZM43 263H45L44 262V260L42 259L41 260ZM40 261V262H41ZM48 261H47V263H48ZM54 261V260H53ZM53 261H52V263H51V261H49V263L48 264H56V262H54L53 263ZM80 261H82V262H80ZM114 261H116V260H114ZM151 260H149V263H151L152 264V262H150ZM207 261V260H206ZM212 261V260H211ZM210 261V262H211ZM218 261V260H217ZM227 261V260H226ZM234 261H235V259H234ZM233 261V262H234ZM255 261V260H254ZM261 261V260H260ZM31 262H28V263H30L31 264ZM59 262H61V263H64V262H62V259L59 261ZM67 262H69V261H67ZM78 262H80V263H78ZM107 262V261H106ZM111 262H109L110 264H111ZM139 262V261H138ZM146 262V261H145ZM253 262V261H252ZM252 262L250 261V263L252 264ZM16 263V264H17ZM25 263H26V261H25ZM24 263V264H25ZM43 263H41V264H43ZM60 263V264H61ZM69 263H71V262H69ZM89 262L87 261V264H88ZM115 263V262H114ZM215 263V262H214ZM224 263V262H223ZM229 263V262H228ZM236 263V262H235ZM260 264H261V262H259ZM13 264H15V262L13 263ZM27 264V263H26ZM67 264V263H66ZM72 264V263H71ZM106 264V263H105ZM117 264V263H116ZM138 264V263H137ZM222 264V263H221ZM225 264H226V262H225ZM253 264H255L254 262H253ZM257 264H258V262H257Z\"/></svg>", "mask_w": 264, "mask_h": 264}]
</instances>
